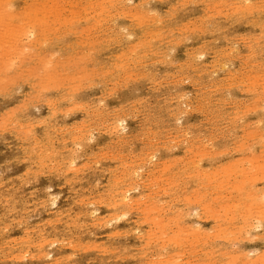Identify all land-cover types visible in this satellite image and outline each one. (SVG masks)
I'll return each instance as SVG.
<instances>
[{"label": "rangeland", "instance_id": "1", "mask_svg": "<svg viewBox=\"0 0 264 264\" xmlns=\"http://www.w3.org/2000/svg\"><path fill=\"white\" fill-rule=\"evenodd\" d=\"M18 1L19 0H15V2L13 1L14 4H16L17 6L12 4L13 6L12 5L11 6L13 8H10V7L7 8V9H10V11L12 10L11 12H12V16L14 18L10 14L11 20L7 21L8 23L6 22L7 23L6 25L4 23L0 22L2 24V26L0 25L1 26L0 32H2V33H0V35H1L0 36L1 37L0 38V40H1L0 46H2V48L0 47L1 48L0 49V67H1L0 68V70H1L0 71V75H1L0 76V87H4V89L0 88V123H1L0 124V134H1L0 135L1 136L0 137V144H1L0 145V194H1V196H0V264H94V263L95 264H151V263L157 264L158 262H159V264H160V262H163L162 264H164V263L166 264L167 260H168L169 264L170 263L175 264V262H176L175 260L178 257L179 258L177 259L178 261L176 262V264L177 263L178 264H185L186 260L188 261V262H186V264H194V263L197 264V262H198V264H211V263L212 264H221V263L222 264H226V263L227 264H231V263H233V264H245V263L248 264V262H247L248 259H250L249 264H250V262H252V263L256 262L254 264H264V260L261 261L262 259H264V253H263L264 252V241H263L264 240V232H263L264 231V212H262V211H264V208H263L264 204L261 203L262 204V207H261L259 200L257 201L258 198H261L260 195H262V193L264 192V174H263L264 173V161H263L264 159H262V156L264 157V152H263L264 143L259 144V146H257L258 144L257 145L255 144L256 142H258L259 139H260L259 143L264 142V140H263L264 134L262 133V132H264V91H263L264 90L263 89V87H264V68H263L264 67V54H263L264 53V26H263L264 25V12H263L264 11V0H261V2H260V0H258V1L257 0H247V2H246V0L245 1L244 0H242V1L241 0H169V1L168 0H127L128 2H125V0H118V2H117V0H114L113 2H112V0H109V1L105 0L106 2H103L104 0L103 1H101V0H90V1L89 0H87V1L86 0H51L52 2L50 0H45V2H44V0H38V1L37 0H20L19 2ZM35 1H36L37 6L40 5L38 7H41L45 3V5H44L45 9H44V7H42V8L45 10V12H46L45 14L46 15L48 14L47 17L44 14V10H42V8H39L38 9L39 11H38L37 9H35V7L33 8V6L30 9L31 11H29V9H27V11H24L26 15L24 14L23 10L25 9L24 8L25 2L27 4H29V3L35 4ZM76 1L77 2L79 1V2L77 3ZM91 1H93V3ZM100 1L103 3L101 4ZM37 2H39V3H37ZM116 2H117V4H116ZM119 2H120V4H118ZM98 3H100V4H98ZM180 3L184 4V5H181ZM236 3H237V5H236ZM19 4H20V6H18ZM52 4H54V6ZM112 4H113V7H112ZM129 4H131V5H129ZM228 4L229 5L231 4L232 6L230 5L231 7H229ZM234 4H235V7L241 5L245 8H248V11L245 8L243 10L242 7H239V10H240L239 11L238 7H236V10L239 11V13H238V11L234 10V8H235V7H233ZM91 5L93 6L94 9L92 8ZM103 5L106 8H103ZM138 5H140V6H138ZM101 6H102V8H101ZM253 6H255V7H253ZM48 7L50 8V10ZM51 7L54 9V11H52V12H50L52 10ZM60 7L63 9V11ZM110 7H112V8H110ZM65 8H67V9H65ZM252 8H253V10H252ZM71 9L73 12H71ZM101 9H104V10L102 11ZM215 9H216V11H215ZM36 10L38 13H36ZM40 10H41V12H40ZM189 10H191V11H189ZM233 10L236 12H234ZM10 11H9V13H10ZM20 11H22L23 14ZM32 11H34V12H32ZM56 11H60V12L56 13ZM78 11H79V13H78ZM154 11H155V13L153 15ZM0 12H2V11H0ZM3 12L5 13L4 10H3ZM16 12H18V13H16ZM26 12H29V13H26ZM30 12H32L33 15H32V13L30 14ZM216 12H217V14H216ZM6 13H8V12H6ZM15 13H16V15H15ZM140 13H142V14H140ZM146 13L148 15H146ZM21 14L24 16H22ZM34 14H35V16H34ZM27 15L30 17L29 18L30 20L28 19ZM139 15L140 16L142 15L145 19L142 16L139 17ZM208 15H210V16H208ZM159 16H160V18H158ZM41 17L44 19V21ZM69 17H71V19ZM100 17H102V18H100ZM38 18L41 19V21H39ZM73 18H75V19H73ZM95 18H96V20H95ZM137 18H139V19H137ZM152 18L154 19V21ZM18 19H19V21H18ZM36 19H38V23L35 21ZM98 19H100V20H98ZM140 19H141V21H140ZM148 19H149V21H147ZM160 19H162V21ZM26 20H28L29 22ZM70 20H71V22H70ZM212 20H213V22H212ZM83 21H84V24H83ZM144 21H145V23H144ZM160 21H161V23H160ZM26 22H28V23H26ZM140 22L142 25L141 24L139 25ZM11 23H12V25H8ZM15 23H16L17 28L14 27L15 25H13ZM59 23H61V24H59ZM17 24H19V25H17ZM41 24H42V26H40ZM49 25H51V27ZM104 25H106V26L104 27ZM5 26L6 27L8 26L10 28L12 26V28L11 29L9 28V30H8V28H6ZM92 26H93V28H91ZM38 27H40L41 29ZM55 27H56V29H55ZM88 27H89V29H88ZM32 28H33V30H32ZM46 28H47V30H46ZM119 28L121 30H119ZM26 29H27V32H25ZM79 29H82V30H79ZM50 30L52 32H50ZM10 31H12L14 33L10 32ZM44 31H45V33H44ZM160 31L162 32V34ZM163 31H164V33H163ZM16 32H18V33L16 34ZM149 32H150V34H149ZM155 32H157V34H155ZM158 32H160V34ZM170 32L171 33L173 32V33L171 34ZM39 33H43V34H39ZM116 33H118V34H116ZM144 34H145V36H144ZM153 34H155V35H153ZM5 35H6V37H5ZM13 35H15V36L13 37ZM25 35H27V36H25ZM34 35H36V39H34L35 38ZM43 35H44V37H43ZM10 36H12V37H10ZM16 36H17L18 40H17ZM3 37H4V39H3ZM100 37H102V38H100ZM162 37H164L165 39ZM171 37H173V38H171ZM56 38L59 40L57 41ZM103 38H105V39H103ZM107 39H109V40H107ZM5 40H6V42H4ZM9 40H10V42H9ZM147 40H149V41H147ZM254 40H256L257 42ZM11 42L12 43L16 42V43H15V45L14 44L12 45ZM27 42L29 43V45ZM38 42H40V43H38ZM44 42H46V43L44 44ZM75 42H77V43L79 42V43L76 45ZM145 42H147V44H145ZM88 43H89V45H88ZM90 43L92 44V46ZM10 44H11V47L9 48ZM20 44H22L23 46H21ZM138 44H140L141 47ZM178 44H180V45H178ZM25 45H26V47H25ZM132 45H133V48H131ZM233 45H235L236 47ZM13 46H15V47H13ZM27 46L29 47L30 51L27 50V48H28ZM96 46H97V48H96ZM109 47H110V49H109ZM6 48H8L9 53H7L5 55L4 52L5 51L8 52ZM20 48H23V51H21ZM201 48H202V50H201ZM89 49H90V51H92L91 53H90ZM97 49L98 50L100 49V50L98 51ZM3 50H4V52H3ZM132 50L133 51L135 50L134 53L131 52ZM82 51H83L84 56L82 54ZM145 51H146V53H145ZM31 52H32V54H31ZM47 52H48V55H47ZM88 53H90V54L88 55ZM34 54H35V56L36 55L37 56L33 57ZM51 54H52V56H51ZM78 54L81 56H79ZM8 55L9 56L11 55L10 58ZM14 55H16V56H14ZM257 55H258V58H257ZM23 56H24V58H23ZM89 56H90V58H89ZM229 56H231V57H229ZM120 57H121V59H120ZM124 57H125V60H124ZM194 57H196V58L194 59ZM21 58H23V59H21ZM148 58L150 61L148 60ZM160 58L161 59L163 58V59L159 60ZM192 58H193V60H192ZM19 59H20V61H19ZM47 59L51 60V61L53 59V62H51V61L49 62V61H47ZM63 59H65L66 61ZM85 59H86V61H85ZM30 60H32V61H30ZM242 60H243V62H242ZM98 61H99V63H98ZM61 62H62V64H61ZM132 62H133V64H132ZM251 62L253 63V65ZM46 63H48V64H46ZM54 63H55V65H54ZM79 63H81L82 65H80ZM152 63L154 64V66ZM224 63H226V64H224ZM32 65H33V67H31ZM17 66H19V67H17ZM34 66H35V68H34ZM41 66H42L43 70L41 68H39ZM52 66H55V68ZM76 66H77V68H76ZM259 66L261 67V69ZM223 67H224V69H223ZM40 69H41V71H40ZM45 69H47V70H45ZM84 69H85V71H84ZM225 69H227V70H225ZM17 70H19V71H17ZM28 70H30V71H28ZM258 70L261 72L259 73ZM1 72L3 74H1ZM10 72H11V74H10ZM33 72H34V75L32 74ZM69 72H70V74H68ZM209 72H210V76H208ZM216 72H220V73H216ZM240 72H242V73H240ZM12 73L14 74V77H13ZM128 73H129V75H127ZM238 73H240V75ZM254 73H256L257 76ZM15 74H16V76H15ZM41 74L44 76H42ZM67 74L69 76L68 78H67ZM77 74H79V76ZM83 74H84V76H83ZM151 74H153V75H151ZM258 74H261V75H258ZM39 75H40V77L41 76L42 77L40 78ZM47 75H49V76H47ZM51 75H53V76H51ZM64 75H66V79H65ZM75 75H76V77H74ZM253 75L255 77H253ZM3 76H4V78H2L3 80H1V77H3ZM8 76H10V77H8ZM54 76L56 77V79ZM82 76H83V78H82ZM24 77H26V78L24 79ZM43 77H46L47 79L45 78V80H44ZM50 77L52 78L53 81L50 79ZM57 77H59V78H57ZM101 77L103 79H102V81H99V80H101ZM200 77H202V78H200ZM12 78H14V80H12ZM254 78H255V80H253ZM170 79H172V80H170ZM46 80H48L50 82H48ZM72 80L75 82H72ZM203 80H205V81H203ZM59 81H60V83H59ZM88 81L89 82L92 81V82H90L88 84ZM41 82H42V84H41ZM175 82H176V84H175ZM253 82L254 83L256 82V83L254 84ZM43 83L46 84L45 85L46 87L44 86ZM53 83H55V84H53ZM139 83L142 85H140ZM211 83L214 86H212ZM241 83L244 86L241 85ZM49 84H50V87H49ZM76 84L77 85L80 84L81 86L79 85V88H78V86ZM68 85H69V87H68ZM261 85H263V87ZM7 86H9V87L7 88ZM16 86H17V88H16ZM76 87H77V89H76ZM155 87H157V88H155ZM40 88H43L42 89L43 91ZM47 88L49 90H45ZM197 88H199V89H197ZM169 89H171V92L169 91ZM176 89H178V90H176ZM161 90H162V92L157 93ZM36 91L38 93L35 95ZM71 91H72V93H71ZM174 91H176V92H174ZM179 91H180V93H179ZM25 92H27V93H25ZM52 92H54V93H52ZM109 92H110V94H109ZM7 94H9V95H7ZM74 95H77V96H75L76 98H74ZM158 95H159V97H158ZM176 95H178V96H176ZM16 97H17V99H16ZM77 97H79V98H77ZM163 97H165V98H163ZM46 99H47V101H46L47 103L44 102ZM207 99H209V100H207ZM42 100H43V102H42ZM155 100H156V102H155ZM128 101H131V102H128ZM164 102H166V103H164ZM179 102H181V103H179ZM75 104L76 105L79 104V105L76 106ZM156 104L158 105V107ZM165 104L167 106H164ZM24 105L27 107H25ZM80 105H81V107H80ZM128 105H130V106H128ZM74 106H75V108H74ZM252 106H254V107L251 108ZM135 107H137V108H135ZM185 107H186V109H185ZM29 108H30V110H29ZM37 108H38V110H37ZM157 108H159V109H157ZM245 108H249V109H247L245 111ZM10 109H11V111H10ZM13 109L18 110V111H15ZM182 109L185 111H183ZM256 110H259V111H256ZM92 111H93V113H92ZM126 111H127V113H126ZM247 111H248V113H247ZM167 112L169 115L167 114ZM200 112L203 114H200ZM16 113H18V114H16ZM53 113H54V115H53ZM104 114L106 115L105 118H103ZM142 114H145V115H142ZM32 115H34V116H32ZM208 115H210V116H208ZM108 116H109V118H108ZM164 116H165V119H164ZM123 117H124V119H123ZM179 117H180V119H179ZM217 117H218V119H216ZM33 118H34V121L32 120ZM90 118H92L93 120ZM57 119H58V121H57ZM115 120H117V121H115ZM215 121L217 124L215 123ZM84 122H85V124H83ZM175 122H177V123H175ZM13 123H15V124L13 125ZM59 123H60V126H59ZM76 123H77V125H76ZM115 123H117V124H115ZM18 124H20V126ZM255 125H258V127L256 128ZM158 126L161 128L159 129ZM25 127L28 129L26 130ZM76 127H78V128H76ZM177 127H179V128H177ZM206 127H208V128H206ZM242 127H243V129H242ZM259 127H260V129H259ZM20 128H21V130H20ZM106 128H107V130H106ZM253 128L254 129L256 128V129L254 130ZM13 129H15V130H13ZM112 129H114V130H112ZM145 130H146V132H145ZM251 130L253 131V135H254L253 137H252V134H250V132L252 133ZM256 130L258 131V133ZM28 131H30L31 133H29ZM61 131H63V132H61ZM179 131H181L182 133L181 132L179 133ZM247 131L248 132L250 131V132L248 133ZM260 131H261V133L259 135ZM71 132H72V134H71ZM89 132H90V134H89ZM165 132L166 133L168 132V133L166 134ZM220 133H222V134H220ZM123 134H125V136ZM157 134H158V136H156ZM56 135H57V137H56ZM68 135H69V137H68ZM115 135H116V137H115ZM201 135L203 137H200ZM247 136L250 138H248ZM259 136L261 138H259ZM135 137H137V138L135 139ZM225 137H227L228 139ZM30 138H31V140H30ZM88 138H89V140H87ZM132 138H134V139H132ZM257 138H258V140H257ZM50 139H51V141H50ZM205 139H206V141H205ZM251 139H253V140H251ZM171 141H172V143H171ZM241 141H244V142H241ZM168 142H170V143H168ZM187 144H189V145H187ZM236 144H239V145H236ZM79 145H81V146H79ZM104 145H105V147H107V146L108 147L105 148ZM230 146H232L233 148L232 147L230 148ZM252 146L255 148H253ZM249 147L250 148L252 147L251 148L252 150L250 149L251 151L248 150L249 152H247V149ZM38 148L39 149L41 148V149L39 150ZM83 148H84V150H83ZM242 148H244V150H241ZM47 150H48V152H47ZM153 150H155V151H153ZM198 150H199V152H198ZM253 150L254 151L256 150L255 154H253L254 153ZM244 152H247V153L244 154ZM259 152H261L260 153L261 158L257 159V155L259 154ZM136 153L138 155H136ZM251 153L255 156L253 157V155H252V157H251ZM261 154H263V155L261 156ZM153 155H154V157H153ZM126 156H127V158H126ZM136 156H138V157H136ZM198 156L200 157V161H199ZM241 157H243L242 159L245 160L244 161L245 164L242 161ZM244 157L245 158L247 157V158L245 159ZM258 157H259V155H258ZM87 158H89V159H87ZM119 158H121V159H119ZM179 158H181V160ZM111 159L114 161H112ZM232 160H233V162H232ZM70 161H72L73 164ZM163 161H164V164H163ZM240 161H242L243 164H241ZM197 162H198V164L196 165ZM259 162H261L260 163L261 165L258 164ZM171 163H172V165H171ZM233 163H236L237 166L235 164L233 165ZM254 163H256V164H254ZM91 164H92V166H91ZM230 164L232 167H230ZM138 165H140V166H138ZM225 165H227L229 168ZM251 165H252V168H251ZM146 166L148 167L147 169H146ZM261 166L263 167V169ZM87 167H89V168H87ZM181 167L183 169L184 168L185 169L183 170ZM231 168H232V170H231ZM249 168H251V169H249ZM72 169H74V170H72ZM208 169H209L210 173L208 172ZM220 169H221V171H220ZM224 169H226L228 172L226 170L224 171ZM244 169H246V170H244ZM96 170H98V171H96ZM197 171H198V173H197ZM201 171L204 172V174ZM215 171H217L220 174H218ZM222 171L225 172V175ZM246 171H247V174H245ZM254 171H256L255 174H254ZM181 172H183V173H181ZM211 172H212V174H211ZM213 172H214V176H213ZM232 172H234V173H232ZM258 172L262 173V175L259 174ZM102 173H103V175H102ZM166 173H168V174H166ZM189 173L190 174L192 173V174L190 175ZM60 174H61V176H60ZM171 174H173V175L171 176ZM215 174H217V175H215ZM33 175H34V177H33ZM168 175H170L171 177ZM165 176H166V178H165ZM254 176L256 177L257 181L255 180ZM83 177H86V178L83 179ZM113 177L115 180L112 179ZM135 177L137 178V180ZM257 177L259 180L257 179ZM160 178H161V180H160ZM221 179H223V180H221ZM260 179L262 182L260 181ZM233 180H234V182H233ZM241 180H243V181L241 182ZM91 181H92V183H91ZM151 181H153V183ZM221 181H223V182L221 183ZM252 181H253V183H252ZM116 182H117V184H115ZM236 182H238V183H236ZM206 183H208V184H206ZM223 183H227V184H223ZM234 183L237 185H239V183H240L241 186L236 187L237 185L234 186ZM243 183H246V184H243ZM26 184H27V186H26ZM29 184H33V185H29ZM67 184H70V185H67ZM230 184H231V186H229ZM119 185H120V187H119ZM242 185L244 187H242ZM71 186H74V187H71ZM164 186H165V189H164ZM145 187H147V188H145ZM153 187H154V189H153ZM240 187L242 188V190H240L241 189ZM222 188H224V189H222ZM237 188H238V190H237ZM243 188H244V191H243ZM108 189H109V191H108ZM163 189H164V192H163ZM14 190H16V191L14 192ZM128 190H130V191H128ZM219 190H220V192H219ZM248 190L252 191L251 195L253 196V198H252V196L250 198L251 192L250 191L248 192ZM90 191L91 192L93 191V193H91ZM121 191H122V193H121ZM237 191H239V193ZM102 192H103V194H102ZM236 192L238 193V195L240 194V196L236 195L237 194ZM247 192H248V194H247ZM106 193L108 195H105ZM123 193L125 195L127 193L128 194L125 196ZM217 193H218V196H217ZM242 193H243L245 198L243 197V195H241ZM170 195H171V197H170ZM223 195H226L227 197L223 196ZM246 195H247V197H246ZM254 195H255V197H254ZM91 196H93V197H91ZM129 196H131V197H129ZM196 196H197V198H196ZM201 196L204 198H202ZM256 196H258V198ZM57 197H58V199H57ZM139 197L141 198L140 200H139ZM230 197H231V199H230ZM262 197L264 198V193H263ZM123 198H125V200H122ZM198 198H200V199H198ZM206 198H207V200H206ZM228 198H229V200H228ZM232 198H235V199H232ZM247 198L251 199V201ZM255 198H256L257 203L254 202ZM95 199H97V200H95ZM134 199L136 200V202H133V201H135ZM227 200L231 203L232 206L230 205V203ZM237 200H239L240 202ZM97 201H99V202H97ZM191 201H194V202H191ZM210 201H211V203H210ZM113 202L115 205L113 204ZM234 203H235V205H234ZM245 203H247L248 205ZM250 203H252V206H250L251 205ZM192 204H194V205H192ZM212 204H213V206H212ZM255 204H256V206L254 207ZM259 204H260V206H259ZM110 205H112L113 208ZM246 205L248 207H246ZM7 206H9V207H7ZM69 206L71 208H69ZM148 207H149V209H148ZM168 207H169V209H166ZM205 207H208L209 209L208 208L205 209ZM245 207L248 209H246ZM249 207H250V209H249ZM253 207L254 208L257 207V208L254 209ZM151 208H154V209L152 210ZM260 208L261 209L263 208V209L261 210ZM178 209H179V212H178ZM240 209L242 212L240 211ZM258 209H260V210L258 211ZM125 210H127V211H125ZM212 210L215 213H213ZM224 210L225 211L227 210V212H225ZM64 211H66V212H64ZM151 213H153V214H151ZM231 213H232V215H231ZM255 213H258L259 216ZM86 214H89V215H86ZM90 214H92V215H90ZM187 214H189V215L187 216ZM219 214H221V216H219ZM247 214H251V215L249 216ZM99 215H100V217H99ZM116 215H117V217H116ZM213 215H216V216H213ZM260 215L262 217H260ZM127 216H128V218H127ZM171 216H172V218H171ZM217 216H219L220 218H218ZM232 216H233V218H232ZM159 217L161 218V220ZM182 217H185V218H182ZM216 217H217V219H216ZM245 217H247V218H245ZM144 218H146L147 220H145ZM151 218H153V219H151ZM148 219H151V220H148ZM245 219H247V220L250 219V220H248L250 222V224ZM16 220H17V222H16ZM100 220H101V222H100ZM154 221H156V222H154ZM67 222H70V223H67ZM183 222H184V224H182ZM244 222H245V224H244ZM258 223H260V224H258ZM158 224H159V226H157ZM169 224L171 227L169 226ZM192 224L194 225V227L192 226ZM227 225H229V226H227ZM179 226H180V228L181 227L182 228L179 229ZM245 226H247V227H245ZM220 227H223V228H220ZM138 228L140 229L139 231L137 230ZM157 228L160 230L161 233L159 232V230ZM186 228L190 231L189 233H188V230H186ZM191 228H195V229L192 230ZM242 228H243V230H242ZM183 229H185V230L183 231ZM199 229H201V230L203 229L204 232L206 231V233H204L203 230L200 231ZM149 230H151V231H149ZM153 230H155V231H153ZM230 230L233 232H231ZM179 231L180 232L182 231V232L180 233ZM195 231H196V233H195ZM228 231H229V233H228ZM28 232H30V233H28ZM219 232H220V234H219ZM245 232H247V233H245ZM24 233L25 234L27 233V235H25ZM149 233H151V234H149ZM231 233H233V234L231 235ZM170 234H172V235H170ZM195 234H196V239H195ZM210 234H213V235H210ZM216 234H218V235H216ZM118 235H121V236H118ZM179 235H180V237H179L180 239L178 238ZM186 235L188 237H186ZM257 235H258V237L256 239ZM60 236L63 238H61ZM170 236L171 237L173 236L172 238H175V240H173ZM176 236H177V238H176ZM200 236H202V237H200ZM225 236H226V238H225ZM238 236L241 238H239ZM18 237H19V239H18ZM134 237H135V239H134ZM13 238H15V239L13 240ZM70 239H72V240H70ZM243 239L244 240L246 239V240L243 241ZM247 239H248V241H247ZM251 240H253V242ZM68 242H70V243L67 244ZM180 242H182V243H180ZM243 242H244V245H243ZM39 243H42V244H39ZM77 244L80 246H77ZM39 245H40V247H39ZM82 246H83V248H82ZM125 247L129 252L124 249ZM193 247H196V248H193ZM75 249H77V250H75ZM195 249H198V250L195 251ZM202 249H204V250H202ZM238 249H241V250H238ZM34 250H37V251H34ZM144 250H145V252H144ZM213 250H214V252H213ZM137 251H138V253H137ZM197 251H198V253H196ZM117 252L119 255L117 254ZM181 252L184 254H182ZM205 252L207 253V255L205 254ZM244 252H245V255H244ZM39 253H42V254L38 255ZM174 253H176V254H174ZM178 253H179V255H177ZM240 253H241V255H240ZM246 253H248V254H246ZM106 254H110V255H106ZM225 254H227L228 256ZM68 255H69V257H67ZM121 255H123V256H121ZM162 255L163 256L165 255L166 257L165 256L163 257ZM196 255H198V256H196ZM256 255L258 258H255ZM260 255H262V256H260ZM65 256H66V258H65ZM134 256H135V259H134ZM158 256H160V257H158ZM172 256L174 258H172ZM183 256H185V257L183 258ZM195 256H196V258H195ZM246 256L247 257L250 256V257H248V259H247ZM130 257H132V258H130ZM242 257H244V258H242ZM259 257L260 258L263 257V258L260 259ZM153 258H154V260H153ZM169 258H171V259H169ZM199 258H201V259H199ZM63 259H64V261H63ZM230 259H231V261H230ZM258 259H259V261H258ZM138 260H139V262H138ZM208 260H210L211 262ZM55 261L58 263H56ZM172 262H174V263H172ZM241 262H243V263H241Z\"/></svg>", "mask_w": 264, "mask_h": 264}, {"label": "bare ground", "instance_id": "2", "mask_svg": "<svg viewBox=\"0 0 264 264\" xmlns=\"http://www.w3.org/2000/svg\"><path fill=\"white\" fill-rule=\"evenodd\" d=\"M13 1L15 2V0H0V11H2V12H0V22H1V23H4L5 25L8 23L7 21L11 20V19H10V14H11V16H12V12H11L12 10L10 11V9H7V8H9V7H10V8H13V7H12V6H13L12 4H14ZM19 1H20V0H19ZM19 1H18V2H19ZM37 1H38V0H37ZM50 1H51V0H50ZM86 1H87V0H86ZM89 1H90V0H89ZM101 1H103V0H101ZM101 1H100V2H101ZM107 1H109V0H107ZM113 1H114V0H112V2H113ZM168 1H169V0H168ZM241 1H242V0H241ZM244 1H245V0H244ZM257 1H258V0H257ZM12 2H13V3H12ZM44 2H45V0H44ZM51 2H52V1H51ZM67 2H68V1H67ZM76 2H77V1H76ZM78 2H79V1H78ZM78 2H77V3H78ZM91 2L93 3V1H91ZM103 2H106V1L104 0ZM103 2H101V4H102ZM117 2H118V0H117ZM117 2H116V4H117ZM125 2H128V1L125 0ZM130 2H131V1H130ZM229 2H230V1H229ZM234 2H235V1H234ZM246 2H247V0H246ZM260 2H261V0H260ZM37 3H39V2H37ZM47 3H48V2H47ZM55 3H56V2H55ZM55 3H54V4H55ZM77 3H76V4H77ZM110 3H111V2H110ZM238 3H239V2H238ZM22 4H23V3H22ZM41 4H42V3H41ZM54 4H52V5L54 6ZM56 4H57V3H56ZM96 4H97V3H96ZM98 4H100V3H98ZM118 4H120V2H119ZM141 4H142V3H141ZM180 4H181V3H180ZM251 4H252V3H251ZM11 5H12V6H11ZM14 5H16V4H14ZM24 5H25V7H24V6H23V7H24L26 10L23 8V9H24V10L22 9L23 12H24V11H27V9H29V11H31L30 9H31L32 6H33V8L35 7V9L38 10L39 8L44 7L45 3H44V5H42L41 7H38V6H40V5H38V6L36 5V1H35V4H34V3H29V4H27V3L25 2ZM72 5H73V4H72ZM80 5H81V4H80ZM92 5H93V4H92ZM92 5H91V6H92ZM110 5H111V4H110ZM129 5H131V4H129ZM148 5H149V4H148ZM181 5H184V4H181ZM217 5H218V4H217ZM228 5H229V4H228ZM230 5H231V4H230ZM230 5H229V7L232 6V5H231V6H230ZM236 5H237V3H236ZM238 5H239V4H238ZM249 5H250V4H249ZM16 6H17V5H16ZM18 6H20V4H19ZM75 6H76V5H75ZM115 6H116V5H115ZM138 6H140V5H138ZM89 7H90V6H89ZM99 7H100V6H99ZM107 7H108V6H107ZM112 7H113V4H112ZM112 7H110V8H112ZM233 7H235V4L233 5ZM236 7H238V10H239V7H242L243 10H244V8H245V7L241 6V5H240V6H236ZM236 7L234 8V10H236ZM249 7H250V6H249ZM253 7H255V6H253ZM256 7H257V6H256ZM33 8H32V9H33ZM48 8H49V7H48ZM51 8H52V7H51ZM56 8H57V7H56ZM56 8H55V9H56ZM60 8H61V7H60ZM92 8H93V6H92ZM101 8H102V6H101ZM103 8H106V7H104V5H103ZM220 8H221V7H220ZM220 8H219V9H220ZM260 8H261V7H260ZM6 9H7L8 11H7ZM18 9H19V8H18ZM44 9H45V7H44ZM44 9L42 8V10H44ZM61 9H62V8H61ZM65 9H67V8H65ZM83 9H84V8H83ZM93 9H94V8H93ZM121 9H122V8H121ZM245 9H247V11H248V8H245ZM3 10L5 11V13L3 12ZM37 10H36V13H38ZM49 10H50V8H49ZM101 10L103 11L104 9H101ZM105 10H106V9H105ZM150 10H151V9H150ZM208 10H209V9H208ZM221 10H222V9H221ZM234 10H233V11H234ZM238 10H236V11H238ZM243 10H242V11H243ZM252 10H253V8H252ZM261 10H262V9H261ZM9 11H10V13H9ZM34 11H35V10H34ZM34 11H32V12H34ZM38 11H39V10H38ZM52 11H54L53 8H52V10H51L50 12H52ZM62 11H63V9H62ZM79 11H80V10H79ZM79 11H78V13H79ZM83 11H84V10H83ZM88 11H89V10H88ZM143 11H144V10H143ZM173 11H174V10H173ZM189 11H191V10H189ZM215 11H216V9H215ZM225 11H226V10H225ZM236 11H234V12H236ZM239 11H240V10H239ZM239 11H238V13H239ZM6 12H8V13H6ZM20 12L22 13V11H20ZM32 12H30V14H31ZM40 12H41V10H40ZM57 12L59 13L60 11H56V13H57ZM71 12H73L72 9H71ZM141 12H142V11H141ZM263 12H264V11H263ZM16 13H18V12H16ZM16 13H15V15H16ZM26 13H29V12H26ZM45 13H46V12H45V10H44V14H45ZM74 13H75V12H74ZM130 13H131V12H130ZM149 13H150V12H149ZM151 13H152V12H151ZM154 13H155V11L153 12V15H154ZM156 13H157V12H156ZM168 13H169V12H168ZM188 13H189V12H188ZM224 13H225V12H224ZM243 13H244V12H243ZM246 13H247V12H246ZM249 13H250V12H249ZM251 13H252V12H251ZM13 14H14V13H13ZM22 14H23V13H22ZM22 14H21V15H22ZM24 14H25V12H24ZM54 14H55V13H54ZM67 14H68V13H67ZM92 14H93V13H92ZM97 14H98V13H97ZM100 14H101V13H100ZM103 14H104V13H103ZM107 14H108V13H107ZM124 14H125V13H124ZM140 14H142V13H140ZM211 14H212V13H211ZM216 14H217V12H216ZM233 14H234V13H233ZM235 14H236V13H235ZM25 15H26V14H25ZM32 15H33V13H32ZM45 15H46V14H45ZM50 15H51V14H50ZM57 15H58V14H57ZM84 15H85V14H84ZM104 15H105V14H104ZM137 15H138V14H137ZM146 15H148V14L146 13ZM150 15H151V14H150ZM170 15H171V14H170ZM212 15H213V14H212ZM222 15H223V14H222ZM231 15H232V14H231ZM22 16H24V15H22ZM34 16H35V14H34ZM43 16H44V15H43ZM43 16H42V17H43ZM47 16H48V14L46 15V17H47ZM54 16H55V15H54ZM72 16H73V15H72ZM131 16H132V15H131ZM135 16H136V15H135ZM141 16H142V15H141ZM141 16L139 15V17H141ZM157 16H158V15H157ZM166 16H167V15H166ZM174 16H175V15H174ZM208 16H210V15H208ZM12 17H13V16H12ZM27 17H28V19L30 18L28 15H27ZM42 17H41V18H42ZM49 17H50V16H49ZM55 17H56V16H55ZM88 17H89V16H88ZM118 17H119V16H118ZM128 17H129V16H128ZM133 17H134V16H133ZM142 17H143V16H142ZM206 17H207V16H206ZM215 17H216V16H215ZM219 17H220V16H219ZM236 17H237V16H236ZM13 18H14V17H13ZM31 18H32V17H31ZM61 18H62V17H61ZM69 18L71 19V17H69ZM100 18H102V17H100ZM114 18H115V17H114ZM143 18H144V17H143ZM147 18H148V17H147ZM158 18H160V16H159ZM32 19H33V18H32ZM34 19H35V18H34ZM38 19H39V18H38ZM38 19L35 20L37 23H38ZM42 19H43V18H42ZM67 19H68V18H67ZM73 19H75V18H73ZM137 19H139V18H137ZM144 19H145V18H144ZM149 19H150V18H149ZM149 19H148L147 21H149ZM152 19H153V18H152ZM164 19H165V18H164ZM200 19H201V18H200ZM206 19H207V18H206ZM22 20H23V19H22ZM29 20H30V19H29ZM68 20H69V19H68ZM68 20H67V21H68ZM87 20H88V19H87ZM95 20H96V18H95ZM98 20H100V19H98ZM106 20H107V19H106ZM112 20H113V19H112ZM130 20H131V19H130ZM160 20L162 21V19H160ZM195 20H196V19H195ZM197 20H198V19H197ZM210 20H211V19H210ZM18 21H19V19H18ZM24 21H25V20H24ZM26 21H28V20H26ZM39 21H41V19H39ZM43 21H44V19H43ZM47 21H48V20H47ZM54 21H55V20H54ZM63 21H64V20H63ZM140 21H141V19H140ZM147 21H146V22H147ZM153 21H154V19H153ZM161 21H160V23H161ZM206 21H207V20H206ZM206 21H205V22H206ZM6 22H7V23H6ZM28 22H29V21H28ZM28 22H26V23H28ZM30 22H31V21H30ZM45 22H46V21H45ZM70 22H71V20H70ZM70 22H69V23H70ZM93 22H94V21H93ZM93 22H92V23H93ZM212 22H213V20H212ZM1 23H0V25L2 26ZM9 23H10V22H9ZM31 23H32V22H31ZM39 23H40V22H39ZM66 23H67V22H66ZM66 23H65V24H66ZM86 23H87V22H86ZM99 23H100V22H99ZM107 23H108V22H107ZM115 23H116V22H115ZM144 23H145V21H144ZM148 23H149V22H148ZM153 23H154V22H153ZM157 23H158V22H157ZM160 23H159V24H160ZM189 23H190V22H189ZM209 23H210V22H209ZM244 23H245V22H244ZM4 24H3V25H4ZM34 24H35V23H34ZM45 24H46V23H45ZM47 24H48V23H47ZM53 24H54V23H53ZM59 24H61V23H59ZM83 24H84V21H83ZM95 24H96V23H95ZM105 24H106V23H105ZM111 24H112V23H111ZM140 24H141V22L139 23V25H140ZM185 24H186V23H185ZM8 25H12V23H11V24H8ZM13 25H15L14 27L17 28L16 23L13 24ZM17 25H19V24H17ZM21 25H22V24H21ZM31 25H32V24H31ZM69 25H70V24H69ZM92 25H93V24H92ZM112 25H113V24H112ZM112 25H111V26H112ZM141 25H142V24H141ZM160 25H161V24H160ZM195 25H196V24H195ZM1 26H0V27H1ZM24 26H25V25H24ZM40 26H42V24H41ZM44 26H45V25H44ZM47 26H48V25H47ZM49 26L51 27V25H49ZM65 26H66V25H65ZM75 26H76V25H75ZM87 26H88V25H87ZM105 26H106V25H104V27H105ZM151 26H152V25H151ZM154 26H155V25H154ZM174 26H175V25H174ZM201 26H202V25H201ZM263 26H264V25H263ZM5 27H6V26H5ZM18 27H19V26H18ZM21 27H22V26H21ZM27 27H28V26H27ZM27 27H26V28H27ZM45 27H46V26H45ZM58 27H59V26H58ZM69 27H70V26H69ZM99 27H100V26H99ZM205 27H206V26H205ZM6 28H8V30H9L10 27L7 26ZM11 28H12V26H11ZM11 28H10V29H11ZM33 28H34V27H33ZM33 28H32V30H33ZM35 28H36V27H35ZM38 28H40V27H38ZM75 28H76V27H75ZM91 28H93V26H92ZM94 28H95V27H94ZM111 28H112V27H111ZM129 28H130V27H129ZM179 28H180V27H179ZM189 28H190V27H189ZM18 29H19V28H18ZM18 29H17V30H18ZM40 29H41V28H40ZM49 29H50V28H49ZM55 29H56V27H55ZM55 29H54V30H55ZM82 29H83V28H82ZM82 29H79V30H82ZM88 29H89V27H88ZM114 29H115V28H114ZM123 29H124V28H123ZM167 29H168V28H167ZM201 29H202V28H201ZM204 29H205V28H204ZM15 30H16V29H15ZM34 30H35V29H34ZM44 30H45V29H44ZM46 30H47V28H46ZM86 30H87V29H86ZM86 30H85V31H86ZM103 30H104V29H103ZM119 30H121V29L119 28ZM125 30H126V29H125ZM169 30H170V29H169ZM180 30H181V29H180ZM191 30H192V29H191ZM193 30H194V29H193ZM196 30H197V29H196ZM198 30H199V29H198ZM227 30H228V29H227ZM22 31H23V30H22ZM83 31H84V30H83ZM83 31H82V32H83ZM88 31H89V30H88ZM110 31H111V30H110ZM183 31H184V30H183ZM232 31H233V30H232ZM10 32H12V31H10ZM20 32H21V31H20ZM25 32H27V29H26ZM32 32H33V31H32ZM35 32H36V31H35ZM50 32H52V31L50 30ZM74 32H75V31H74ZM80 32H81V31H80ZM107 32H108V31H107ZM121 32H122V31H121ZM160 32H161V31H160ZM160 32H158V33L160 34ZM0 33H2V32H0ZM3 33H4V32H3ZM12 33H14V32H12ZM17 33H18V32H16V34H17ZM22 33H23V32H22ZM44 33H45V31H44ZM89 33H90V32H89ZM113 33H114V32H113ZM151 33H152V32H151ZM163 33H164V31H163ZM165 33H166V32H165ZM167 33H168V32H167ZM170 33H171V32H170ZM172 33H173V32H172ZM172 33H171V34H172ZM217 33H218V32H217ZM255 33H256V32H255ZM20 34H21V33H20ZM24 34H25V33H24ZM24 34H23V35H24ZM28 34H29V33H28ZM28 34H27V35H28ZM39 34H43V33H39ZM79 34H80V33H79ZM82 34H83V33H82ZM116 34H118V33H116ZM149 34H150V32H149ZM155 34H157V32H155ZM155 34H153V35H155ZM161 34H162V32H161ZM27 35H25V36H27ZM36 35H37V34H36ZM36 35H34V36H35L34 39H36ZM44 35H45V34H44ZM44 35H43V37H44ZM70 35H71V34H70ZM75 35H76V34H75ZM108 35H109V34H108ZM151 35H152V34H151ZM165 35H166V34H165ZM169 35H170V34H169ZM220 35H221V34H220ZM226 35H227V34H226ZM0 36H1V35H0ZM14 36H15V35H13V37H14ZM18 36H19V35H18ZM57 36H58V35H57ZM126 36H127V35H126ZM144 36H145V34H144ZM171 36H172V35H171ZM190 36H191V35H190ZM205 36H206V35H205ZM205 36H204V37H205ZM215 36H216V35H215ZM224 36H225V35H224ZM235 36H236V35H235ZM246 36H247V35H246ZM248 36H249V35H248ZM262 36H263V35H262ZM5 37H6V35H5ZM10 37H12V36H10ZM21 37H22V36H21ZM123 37H124V36H123ZM132 37H133V36H132ZM152 37H153V36H152ZM156 37H157V36H156ZM185 37H186V36H185ZM254 37H255V36H254ZM259 37H260V36H259ZM0 38H1V37H0ZM16 38H17V36H16ZM22 38H23V37H22ZM31 38H32V37H31ZM40 38H41V37H40ZM58 38H59V37H58ZM100 38H102V37H100ZM127 38H128V37H127ZM135 38H136V37H135ZM162 38H164V37H162ZM171 38H173V37H171ZM171 38H170V39H171ZM174 38H175V37H174ZM188 38H189V37H188ZM190 38H191V37H190ZM202 38H203V37H202ZM228 38H229V37H228ZM261 38H262V37H261ZM3 39H4V37H3ZM11 39H12V38H11ZM11 39H10V40H11ZM28 39H29V38H28ZM37 39H38V38H37ZM56 39H57V38H56ZM84 39H85V38H84ZM103 39H105V38H103ZM129 39H130V38H129ZM154 39H155V38H154ZM154 39H153V40H154ZM164 39H165V38H164ZM175 39H176V38H175ZM175 39H174V40H175ZM217 39H218V38H217ZM220 39H221V38H220ZM6 40H7V39H6ZM6 40H5L4 42H6ZM10 40H9V42H10ZM14 40H15V39H14ZM17 40H18V38H17ZM48 40H49V39H48ZM48 40H47V41H48ZM58 40H59V39H57V41H58ZM65 40H66V39H65ZM107 40H109V39H107ZM155 40H156V39H155ZM161 40H162V39H161ZM168 40H169V39H168ZM261 40H262V39H261ZM7 41H8V40H7ZM24 41H25V40H24ZM28 41H29V40H28ZM38 41H39V40H38ZM147 41H149V40H147ZM175 41H176V40H175ZM217 41H218V40H217ZM254 41H256V40H254ZM13 42H14V41H13ZM32 42H33V41H32ZM40 42H41V41H40ZM40 42H38V43H40ZM66 42H67V41H66ZM141 42H142V41H141ZM150 42H151V41H150ZM166 42H167V41H166ZM214 42H215V41H214ZM238 42H239V41H238ZM240 42H241V41H240ZM256 42H257V41H256ZM0 43H1V40H0ZM2 43H3V42H2ZM11 43H12V42H11ZM15 43H16V42H15ZM15 43H12V45H13V44L15 45ZM27 43H28V42H27ZM38 43H37V44H38ZM45 43H46V42H44V44H45ZM78 43H79V42H78ZM78 43L75 42L76 45H77ZM112 43H113V42H112ZM115 43H116V42H115ZM143 43H144V42H143ZM170 43H171V42H170ZM209 43H210V42H209ZM233 43H234V42H233ZM252 43H253V42H252ZM66 44H67V43H66ZM75 44H74V45H75ZM84 44H85V43H84ZM90 44H91V43H90ZM100 44H101V43H100ZM145 44H147V42H145ZM145 44H144V45H145ZM149 44H150V43H149ZM159 44H160V43H159ZM175 44H176V43H175ZM231 44H232V43H231ZM234 44H235V43H234ZM254 44H255V43H254ZM7 45H8V44H7ZM20 45L23 46L22 44H20ZM28 45H29V43H28ZM46 45H47V44H46ZM67 45H68V44H67ZM81 45H82V44H81ZM88 45H89V43H88ZM97 45H98V44H97ZM130 45H131V44H130ZM138 45L140 46V44H138ZM178 45H180V44H178ZM214 45H215V44H214ZM41 46H42V45H41ZM91 46H92V44H91ZM99 46H100V45H99ZM99 46H98V47H99ZM102 46H103V45H102ZM146 46H147V45H146ZM167 46H168V45H167ZM233 46H235V45H233ZM237 46H238V45H237ZM259 46H260V45H259ZM0 47L2 48V46H0ZM5 47H6V46H5ZM10 47H11V44H10L9 48H10ZM13 47H15V46H13ZM25 47H26V45H25ZM27 47H28V46H27ZM42 47H43V46H42ZM65 47H66V46H65ZM80 47H81V46H80ZM112 47H113V46H112ZM140 47H141V46H140ZM235 47H236V46H235ZM238 47H239V46H238ZM260 47H261V46H260ZM1 48H0V49H1ZM23 48H24V47H23ZM23 48H20L21 51H23ZM34 48H35V47H34ZM75 48H76V47H75ZM87 48H88V47H87ZM96 48H97V46H96ZM100 48H101V47H100ZM131 48H133V45H132ZM146 48H147V47H146ZM158 48H159V47H158ZM257 48H258V47H257ZM6 49H7V51H8V48H6ZM15 49H16V48H15ZM41 49H42V48H41ZM64 49H65V48H64ZM67 49H68V48H67ZM92 49H93V48H92ZM102 49H103V48H102ZM102 49H101V50H102ZM105 49H106V48H105ZM109 49H110V47H109ZM159 49H160V48H159ZM190 49H191V48H190ZM12 50H13V49H12ZM27 50H29V47L27 48ZM33 50H34V49H33ZM33 50H32V51H33ZM97 50H98V49H97ZM99 50H100V49H99ZM99 50H98V51H99ZM201 50H202V48H201ZM231 50H232V49H231ZM234 50H235V49H234ZM259 50H260V49H259ZM13 51H14V50H13ZM13 51H12V52H13ZM29 51H30V50H29ZM69 51H70V50H69ZM85 51H86V50H85ZM89 51H90V49H89ZM129 51H130V50H129ZM134 51H135V50H134ZM134 51L132 50L131 52L134 53ZM142 51H143V50H142ZM256 51H257V50H256ZM3 52H4V50H3ZM17 52H18V51H17ZM26 52H27V51H26ZM77 52H78V51H77ZM79 52H80V51H79ZM91 52H92V51H90V53H91ZM100 52H101V51H100ZM131 52H130V53H131ZM137 52H138V51H137ZM159 52H160V51H159ZM187 52H188V51H187ZM195 52H196V51H195ZM203 52H204V51H203ZM224 52H225V51H224ZM231 52H232V51H231ZM237 52H238V51H237ZM258 52H259V51H258ZM261 52H262V51H261ZM7 53H9V51H8V52H6V51L4 52L5 55H6ZM19 53H20V52H19ZM41 53H42V52H41ZM90 53H88V55H89ZM145 53H146V51H145ZM153 53H154V52H153ZM259 53H260V52H259ZM13 54H14V53H13ZM23 54H24V53H23ZM28 54H29V53H28ZM31 54H32V52H31ZM82 54H83V51H82ZM154 54H155V53H154ZM203 54H204V53H203ZM232 54H233V53H232ZM263 54H264V53H263ZM47 55H48V52H47ZM57 55H58V54H57ZM78 55H79V54H78ZM88 55H87V56H88ZM121 55H122V54H121ZM130 55H131V54H130ZM157 55H158V54H157ZM210 55H211V54H210ZM226 55H227V54H226ZM243 55H244V54H243ZM259 55H260V54H259ZM8 56H9V55H8ZM10 56H11V55H10ZM10 56H9V58H10ZM14 56H16V55H14ZM14 56H13V57H14ZM24 56H25V55H24ZM24 56H23V58H24ZM34 56H35V54L33 55V57H34ZM36 56H37V55H36ZM36 56H35V57H36ZM49 56H50V55H49ZM51 56H52V54H51ZM55 56H56V55H55ZM70 56H71V55H70ZM79 56H81V55H79ZM83 56H84V54H83ZM90 56H91V55H90ZM90 56H89V58H90ZM146 56H147V55H146ZM192 56H193V55H192ZM19 57H20V56H19ZM46 57H47V56H46ZM53 57H54V56H53ZM53 57H52V58H53ZM58 57H59V56H58ZM66 57H67V56H66ZM76 57H77V56H76ZM131 57H132V56H131ZM168 57H169V56H168ZM173 57H174V56H173ZM229 57H231V56H229ZM233 57H234V56H233ZM17 58H18V57H17ZM23 58H21V59H23ZM38 58H39V57H38ZM41 58H42V57H41ZM44 58H45V57H44ZM69 58H70V57H69ZM86 58H87V57H86ZM94 58H95V57H94ZM117 58H118V57H117ZM128 58H129V57H128ZM136 58H137V57H136ZM149 58H150V57H149ZM149 58H148V60H149ZM163 58H164V57H163ZM163 58H162V59H163ZM185 58H186V57H185ZM195 58H196V57H194V59H195ZM257 58H258V55H257ZM260 58H261V57H260ZM57 59H58V58H57ZM81 59H82V58H81ZM112 59H113V58H112ZM120 59H121V57H120ZM137 59H138V58H137ZM162 59L160 58L159 60H162ZM203 59H204V58H203ZM217 59H218V58H217ZM15 60H16V59H15ZM26 60H27V59H26ZM28 60H29V59H28ZM63 60H65V59H63ZM69 60H70V59H69ZM73 60H74V59H73ZM82 60H83V59H82ZM124 60H125V57H124ZM148 60H147V61H148ZM153 60H154V59H153ZM192 60H193V58H192ZM233 60H234V59H233ZM19 61H20V59H19ZM30 61H32V60H30ZM40 61H41V60H40ZM44 61H45V60H44ZM47 61L50 62L51 60H48V59H47ZM60 61H61V60H60ZM65 61H66V60H65ZM74 61H75V60H74ZM74 61H73V62H74ZM77 61H78V60H77ZM83 61H84V60H83ZM85 61H86V59H85ZM89 61H90V60H89ZM107 61H108V60H107ZM118 61H119V60H118ZM149 61H150V60H149ZM176 61H177V60H176ZM222 61H223V60H222ZM51 62H53V59H52ZM80 62H81V61H80ZM91 62H92V61H91ZM139 62H140V61H139ZM145 62H146V61H145ZM151 62H152V61H151ZM192 62H193V61H192ZM242 62H243V60H242ZM44 63H45V62H44ZM56 63H57V62H56ZM71 63H72V62H71ZM75 63H76V62H75ZM98 63H99V61H98ZM106 63H107V62H106ZM147 63H148V62H147ZM158 63H159V62H158ZM190 63H191V62H190ZM251 63H252V62H251ZM2 64H3V63H2ZM2 64H1V65H2ZM21 64H22V63H21ZM41 64H42V63H41ZM46 64H48V63H46ZM61 64H62V62H61ZM63 64H64V63H63ZM76 64H77V63H76ZM79 64L82 65L81 63H79ZM85 64H86V63H85ZM90 64H91V63H90ZM102 64H103V63H102ZM126 64H127V63H126ZM132 64H133V62H132ZM145 64H146V63H145ZM152 64H153V63H152ZM161 64H162V63H161ZM192 64H193V63H192ZM194 64H195V63H194ZM217 64H218V63H217ZM220 64H221V63H220ZM224 64H226V63H224ZM51 65H52V64H51ZM54 65H55V63H54ZM71 65H72V64H71ZM104 65H105V64H104ZM228 65H229V64H228ZM252 65H253V63H252ZM256 65H257V64H256ZM260 65H261V64H260ZM38 66H39V65H38ZM49 66H50V65H49ZM69 66H70V65H69ZM83 66H84V65H83ZM110 66H111V65H110ZM135 66H136V65H135ZM153 66H154V64H153ZM220 66H221V65H220ZM233 66H234V65H233ZM248 66H249V65H248ZM257 66H258V65H257ZM17 67H19V66H17ZM31 67H33V65H32ZM52 67L55 68V66H52ZM101 67H102V66H101ZM104 67H105V66H104ZM120 67H121V66H120ZM125 67H126V66H125ZM125 67H124V68H125ZM140 67H141V66H140ZM228 67H229V66H228ZM259 67H260V66H259ZM0 68H1V67H0ZM25 68H26V67H25ZM27 68H28V67H27ZM29 68H30V67H29ZM34 68H35V66H34ZM39 68L42 69V66L39 67ZM48 68H49V67H48ZM76 68H77V66H76ZM84 68H85V67H84ZM134 68H135V67H134ZM138 68H139V67H138ZM142 68H143V67H142ZM186 68H187V67H186ZM252 68H253V67H252ZM263 68H264V67H263ZM10 69H11V68H10ZM41 69H40V71H41ZM50 69H51V68H50ZM82 69H83V68H82ZM90 69H91V68H90ZM139 69H140V68H139ZM172 69H173V68H172ZM174 69H175V68H174ZM206 69H207V68H206ZM206 69H205V70H206ZM223 69H224V67H223ZM260 69H261V67H260ZM3 70H4V69H3ZM42 70H43V69H42ZM45 70H47V69H45ZM48 70H49V69H48ZM124 70H125V69H124ZM225 70H227V69H225ZM228 70H229V69H228ZM254 70H255V69H254ZM254 70H253V71H254ZM0 71H1V70H0ZM17 71H19V70H17ZM28 71H30V70H28ZM49 71H50V70H49ZM52 71H53V70H52ZM56 71H57V70H56ZM75 71H76V70H75ZM84 71H85V69H84ZM195 71H196V70H195ZM234 71H235V70H234ZM245 71H246V70H245ZM258 71H259V70H258ZM21 72H22V71H21ZM36 72H37V71H36ZM42 72H43V71H42ZM111 72H112V71H111ZM129 72H130V71H129ZM214 72H215V71H214ZM254 72H255V71H254ZM256 72H257V71H256ZM260 72H261V71H259V73H260ZM26 73H27V72H26ZM37 73H38V72H37ZM50 73H51V72H50ZM53 73H54V72H53ZM62 73H63V72H62ZM92 73H93V72H92ZM92 73H91V74H92ZM114 73H115V72H114ZM184 73H185V72H184ZM184 73H183V74H184ZM216 73H220V72H216ZM240 73H242V72H240ZM240 73H238V74L240 75ZM1 74H3V73L1 72ZM10 74H11V72H10ZM12 74H13V73H12ZM32 74L34 75V72H33ZM43 74H44V73H43ZM68 74H70V72H69ZM68 74H67V78L69 77ZM102 74H103V73H102ZM132 74H133V73H132ZM181 74H182V73H181ZM192 74H193V73H192ZM192 74H191V75H192ZM230 74H231V73H230ZM243 74H244V73H243ZM254 74H256V73H254ZM5 75H6V74H5ZM8 75H9V74H8ZM41 75H42V74H41ZM53 75H54V74H53ZM53 75H51V76H53ZM59 75H60V74H59ZM73 75H74V74H73ZM77 75L79 76V74H77ZM80 75H81V74H80ZM94 75H95V74H94ZM108 75H109V74H108ZM127 75H129V73H128ZM135 75H136V74H135ZM151 75H153V74H151ZM163 75H164V74H163ZM177 75H178V74H177ZM185 75H186V74H185ZM211 75H212V74H211ZM258 75H261V74H258ZM0 76H1V75H0ZM15 76H16V74H15ZM42 76H44V75H42ZM42 76H41V77H42ZM47 76H49V75H47ZM55 76H56V75H55ZM55 76H54V77H55ZM71 76H72V75H71ZM83 76H84V74H83ZM83 76H82V78H83ZM103 76H104V75H103ZM103 76H102V77H103ZM105 76H106V75H105ZM125 76H126V75H125ZM144 76H145V75H144ZM193 76H194V75H193ZM208 76H210V72H209V75H208ZM214 76H215V75H214ZM235 76H236V75H235ZM256 76H257V74H256ZM8 77H10V76H8ZM13 77H14V74H13ZM18 77H19V76H18ZM39 77H40V75H39ZM39 77H38V78H39ZM41 77H40V78H41ZM64 77H65V79H66V75H64ZM74 77H76V75H75ZM74 77H73V78H74ZM85 77H86V76H85ZM97 77H98V76H97ZM102 77H101V80H99V81H102V79H103ZM109 77H110V76H109ZM150 77H151V76H150ZM150 77H149V78H150ZM165 77H166V76H165ZM212 77H213V76H212ZM215 77H216V76H215ZM227 77H228V76H227ZM247 77H248V76H247ZM247 77H246V78H247ZM253 77H255V76L253 75ZM258 77H259V76H258ZM2 78H4V76L1 77V80H3ZM25 78H26V77H24V79H25ZM34 78H35V77H34ZM43 78H44V80H45L46 77H43ZM57 78H59V77H57ZM77 78H78V77H77ZM153 78H154V77H153ZM186 78H187V77H186ZM186 78H185V79H186ZM195 78H196V77H195ZM200 78H202V77H200ZM237 78H238V77H237ZM246 78H245V79H246ZM251 78H252V77H251ZM9 79H10V78H9ZM9 79H8V80H9ZM16 79H17V78H16ZM46 79H47V78H46ZM50 79L52 80L51 77H50ZM55 79H56V77H55ZM69 79H70V78H69ZM74 79H75V78H74ZM128 79H129V78H128ZM208 79H209V78H208ZM213 79H214V78H213ZM216 79H217V78H216ZM249 79H250V78H249ZM262 79H263V78H262ZM12 80H14V78H12ZM38 80H39V79H38ZM57 80H58V79H57ZM156 80H157V79H156ZM170 80H172V79H170ZM253 80H255V78H254ZM256 80H257V79H256ZM260 80H261V79H260ZM10 81H11V80H10ZM22 81H23V80H22ZM46 81H48V80H46ZM52 81H53V80H52ZM62 81H63V80H62ZM104 81H105V80H104ZM145 81H146V80H145ZM203 81H205V80H203ZM218 81H219V80H218ZM251 81H252V80H251ZM5 82H6V81H5ZM20 82H21V81H20ZM48 82H50V81H48ZM72 82H75V81L72 80ZM77 82H78V81H77ZM79 82H80V81H79ZM90 82H92V81H90ZM90 82L88 81V84H89ZM132 82H133V81H132ZM156 82H157V81H156ZM167 82H168V81H167ZM167 82H166V83H167ZM201 82H202V81H201ZM248 82H249V81H248ZM262 82H263V81H262ZM262 82H261V83H262ZM22 83H23V82H22ZM34 83H35V82H34ZM45 83H46V82H45ZM57 83H58V82H57ZM59 83H60V81H59ZM63 83H64V82H63ZM117 83H118V82H117ZM145 83H146V82H145ZM178 83H179V82H178ZM217 83H218V82H217ZM253 83H254V82H253ZM255 83H256V82H255ZM255 83H254V84H255ZM258 83H259V82H258ZM258 83H257V84H258ZM14 84H15V83H14ZM17 84H18V83H17ZM41 84H42V82H41ZM43 84H44V83H43ZM53 84H55V83H53ZM61 84H62V83H61ZM69 84H70V83H69ZM95 84H96V83H95ZM98 84H99V83H98ZM139 84H140V83H139ZM154 84H155V83H154ZM175 84H176V82H175ZM181 84H182V83H181ZM211 84H212V83H211ZM2 85H3V84H2ZM4 85H5V84H4ZM18 85H19V84H18ZM45 85H46V84H44V86H45ZM47 85H48V84H47ZM76 85H77V84H76ZM79 85H80V84H79ZM79 85H77L78 88H79ZM140 85H142V84H140ZM164 85H165V84H164ZM195 85H196V84H195ZM204 85H205V84H204ZM217 85H218V84H217ZM241 85H243V84L241 83ZM14 86H15V85H14ZM19 86H20V85H19ZM19 86H18V87H19ZM35 86H36V85H35ZM63 86H64V85H63ZM80 86H81V85H80ZM94 86H95V85H94ZM150 86H151V85H150ZM171 86H172V85H171ZM205 86H206V85H205ZM212 86H214V85L212 84ZM243 86H244V85H243ZM261 86L263 87V85H261ZM8 87H9V86H7V88H8ZM38 87H39V86H38ZM45 87H46V86H45ZM45 87H44V88H45ZM49 87H50V84H49ZM66 87H67V86H66ZM68 87H69V85H68ZM82 87H83V86H82ZM91 87H92V86H91ZM161 87H162V86H161ZM208 87H209V86H208ZM0 88H3V89H4V87H0ZM7 88H6V89H7ZM16 88H17V86H16ZM141 88H142V87H141ZM143 88H144V87H143ZM155 88H157V87H155ZM167 88H168V87H167ZM178 88H179V87H178ZM248 88H249V87H248ZM10 89H11V88H10ZM37 89H38V88H37ZM40 89L42 90L43 88H40ZM65 89H66V88H65ZM72 89H73V88H72ZM76 89H77V87H76ZM99 89H100V88H99ZM109 89H110V88H109ZM138 89H139V88H138ZM171 89H172V88H171ZM171 89H169L170 92H171ZM174 89H175V88H174ZM197 89H199V88H197ZM201 89H202V88H201ZM216 89H217V88H216ZM226 89H227V88H226ZM234 89H235V88H234ZM240 89H241V88H240ZM263 89H264V87H263ZM45 90H49V89L47 88V89H45ZM81 90H82V89H81ZM91 90H92V89H91ZM91 90H90V91H91ZM155 90H156V89H155ZM159 90H160V89H159ZM164 90H165V89H164ZM176 90H178V89H176ZM237 90H238V89H237ZM246 90H247V89H246ZM250 90H251V89H250ZM256 90H257V89H256ZM32 91H33V90H32ZM32 91H31V92H32ZM42 91H43V90H42ZM78 91H79V90H78ZM220 91H221V90H220ZM220 91H219V92H220ZM261 91H262V90H261ZM261 91H260V92H261ZM263 91H264V90H263ZM16 92H17V91H16ZM40 92H41V91H40ZM73 92H74V91H73ZM160 92H162V90L159 91V92H157V93H160ZM163 92H164V91H163ZM174 92H176V91H174ZM195 92H196V91H195ZM199 92H200V91H199ZM233 92H234V91H233ZM249 92H250V91H249ZM257 92H258V91H257ZM14 93H15V92H14ZM25 93H27V92H25ZM34 93H35V92H34ZM37 93H38V92L36 91L35 95H36ZM52 93H54V92H52ZM71 93H72V91H71ZM80 93H81V92H80ZM111 93H112V92H111ZM179 93H180V91H179ZM45 94H46V93H45ZM45 94H44V95H45ZM84 94H85V93H84ZM109 94H110V92H109ZM172 94H173V93H172ZM176 94H177V93H176ZM183 94H184V93H183ZM195 94H196V93H195ZM256 94H257V93H256ZM5 95H6V94H5ZM7 95H9V94H7ZM11 95H12V94H11ZM15 95H16V94H15ZM112 95H113V94H112ZM167 95H168V94H167ZM180 95H181V94H180ZM189 95H190V94H189ZM192 95H193V94H192ZM198 95H199V94H198ZM202 95H203V94H202ZM224 95H225V94H224ZM224 95H223V96H224ZM246 95H247V94H246ZM29 96H30V95H29ZM67 96H68V95H67ZM75 96H77V95H74V98H76ZM145 96H146V95H145ZM176 96H178V95H176ZM182 96H183V95H182ZM195 96H196V95H195ZM205 96H206V95H205ZM209 96H210V95H209ZM31 97H32V96H31ZM39 97H40V96H39ZM39 97H38V98H39ZM42 97H43V96H42ZM64 97H65V96H64ZM83 97H84V96H83ZM86 97H87V96H86ZM104 97H105V96H104ZM158 97H159V95H158ZM158 97H157V98H158ZM253 97H254V96H253ZM44 98H45V97H44ZM74 98H73V99H74ZM77 98H79V97H77ZM114 98H115V97H114ZM133 98H134V97H133ZM146 98H147V97H146ZM146 98H145V99H146ZM163 98H165V97H163ZM172 98H173V97H172ZM182 98H183V97H182ZM182 98H181V99H182ZM188 98H189V97H188ZM204 98H205V97H204ZM222 98H223V97H222ZM16 99H17V97H16ZM16 99H15V100H16ZM30 99H31V98H30ZM47 99H48V98H47ZM47 99H46L44 102H46ZM62 99H63V98H62ZM83 99H84V98H83ZM99 99H100V98H99ZM134 99H135V98H134ZM145 99H144V100H145ZM147 99H148V98H147ZM159 99H160V98H159ZM185 99H186V98H185ZM218 99H219V98H218ZM241 99H242V98H241ZM255 99H256V98H255ZM258 99H259V98H258ZM27 100H28V99H27ZM68 100H69V99H68ZM91 100H92V99H91ZM141 100H142V99H141ZM196 100H197V99H196ZM207 100H209V99H207ZM212 100H213V99H212ZM222 100H223V99H222ZM242 100H243V99H242ZM245 100H246V99H245ZM69 101H70V100H69ZM100 101H101V100H100ZM104 101H105V100H104ZM131 101H132V100H131ZM131 101H128V102H131ZM167 101H168V100H167ZM171 101H172V100H171ZM175 101H176V100H175ZM214 101H215V100H214ZM246 101H247V100H246ZM252 101H253V100H252ZM18 102H19V101H18ZM25 102H26V101H25ZM38 102H39V101H38ZM38 102H37V103H38ZM42 102H43V100H42ZM98 102H99V101H98ZM150 102H151V101H150ZM155 102H156V100H155ZM159 102H160V101H159ZM231 102H232V101H231ZM244 102H245V101H244ZM31 103H32V102H31ZM40 103H41V102H40ZM46 103H47V102H46ZM50 103H51V102H50ZM50 103H49V104H50ZM61 103H62V102H61ZM106 103H107V102H106ZM119 103H120V102H119ZM164 103H166V102H164ZM168 103H169V102H168ZM170 103H171V102H170ZM179 103H181V102H179ZM186 103H187V102H186ZM189 103H190V102H189ZM199 103H200V102H199ZM201 103H202V102H201ZM218 103H219V102H218ZM225 103H226V102H225ZM234 103H235V102H234ZM262 103H263V102H262ZM28 104H29V103H28ZM72 104H73V103H72ZM95 104H96V103H95ZM114 104H115V103H114ZM122 104H123V103H122ZM148 104H149V103H148ZM31 105H32V104H31ZM39 105H40V104H39ZM42 105H43V104H42ZM75 105H76V104H75ZM78 105H79V104H78ZM78 105H76V106H78ZM140 105H141V104H140ZM140 105H139V106H140ZM151 105H152V104H151ZM154 105H155V104H154ZM154 105H153V106H154ZM156 105H157V104H156ZM180 105H181V104H180ZM199 105H200V104H199ZM213 105H214V104H213ZM221 105H222V104H221ZM221 105H220V106H221ZM232 105H233V104H232ZM251 105H252V104H251ZM258 105H259V104H258ZM22 106H23V105H22ZM24 106H25V105H24ZM40 106H41V105H40ZM51 106H52V105H51ZM91 106H92V105H91ZM128 106H130V105H128ZM134 106H135V105H134ZM164 106H167V105L165 104ZM206 106H207V105H206ZM215 106H216V105H215ZM217 106H218V105H217ZM25 107H27V106H25ZM33 107H34V106H33ZM36 107H37V106H36ZM70 107H71V106H70ZM70 107H69V108H70ZM80 107H81V105H80ZM118 107H119V106H118ZM149 107H150V106H149ZM157 107H158V105H157ZM253 107H254V106H252L251 108H253ZM260 107H261V106H260ZM260 107H259V108H260ZM11 108H12V107H11ZM23 108H24V107H23ZM31 108H32V107H31ZM65 108H66V107H65ZM67 108H68V107H67ZM74 108H75V106H74ZM94 108H95V107H94ZM102 108H103V107H102ZM129 108H130V107H129ZM135 108H137V107H135ZM155 108H156V107H155ZM168 108H169V107H168ZM210 108H211V107H210ZM216 108H217V107H216ZM227 108H228V107H227ZM231 108H232V107H231ZM71 109H72V108H71ZM81 109H82V108H81ZM90 109H91V108H90ZM98 109H99V108H98ZM146 109H147V108H146ZM157 109H159V108H157ZM165 109H166V108H165ZM177 109H178V108H177ZM183 109H184V108H183ZM183 109H182V110H183ZM185 109H186V107H185ZM188 109H189V108H188ZM205 109H206V108H205ZM218 109H219V108H218ZM247 109H249V108H245V111H246ZM261 109H262V108H261ZM7 110H8V109H7ZM13 110H15V109H13ZM26 110H27V109H26ZM29 110H30V108H29ZM35 110H36V109H35ZM37 110H38V108H37ZM117 110H118V109H117ZM133 110H134V109H133ZM136 110H137V109H136ZM180 110H181V109H180ZM193 110H194V109H193ZM208 110H209V109H208ZM208 110H207V111H208ZM10 111H11V109H10ZM15 111H18V110H15ZM27 111H28V110H27ZM51 111H52V110H51ZM87 111H88V110H87ZM87 111H86V112H87ZM166 111H167V110H166ZM183 111H185V110H183ZM211 111H212V110H211ZM215 111H216V110H215ZM220 111H221V110H220ZM220 111H219V112H220ZM241 111H242V110H241ZM243 111H244V110H243ZM249 111H250V110H249ZM256 111H259V110H256ZM35 112H36V111H35ZM158 112H159V111H158ZM196 112H197V111H196ZM202 112H203V111H202ZM205 112H206V111H205ZM262 112H263V111H262ZM11 113H12V112H11ZM20 113H21V112H20ZM29 113H30V112H29ZM39 113H40V112H39ZM61 113H62V112H61ZM92 113H93V111H92ZM108 113H109V112H108ZM126 113H127V111H126ZM132 113H133V112H132ZM142 113H143V112H142ZM156 113H157V112H156ZM169 113H170V112H169ZM198 113H199V112H198ZM220 113H221V112H220ZM224 113H225V112H224ZM243 113H244V112H243ZM247 113H248V111H247ZM251 113H252V112H251ZM5 114H6V113H5ZM9 114H10V113H9ZM16 114H18V113H16ZM64 114H65V113H64ZM121 114H122V113H121ZM167 114H168V112H167ZM171 114H172V113H171ZM171 114H170V115H171ZM200 114H203V113L200 112ZM255 114H256V113H255ZM262 114H263V113H262ZM7 115H8V114H7ZM27 115H28V114H27ZM29 115H30V114H29ZM53 115H54V113H53ZM53 115H52V116H53ZM67 115H68V114H67ZM107 115H108V114H107ZM111 115H112V114H111ZM137 115H138V114H137ZM139 115H140V114H139ZM142 115H145V114H142ZM168 115H169V114H168ZM168 115H167V116H168ZM190 115H191V114H190ZM216 115H217V114H216ZM247 115H248V114H247ZM11 116H12V115H11ZM11 116H10V117H11ZM24 116H25V115H24ZM30 116H31V115H30ZM32 116H34V115H32ZM55 116H56V115H55ZM89 116H90V115H89ZM115 116H116V115H115ZM148 116H149V115H148ZM156 116H157V115H156ZM203 116H204V115H203ZM208 116H210V115H208ZM225 116H226V115H225ZM248 116H249V115H248ZM7 117H8V116H7ZM99 117H100V116H99ZM105 117H106V115L104 114L103 118H105ZM126 117H127V116H126ZM135 117H136V116H135ZM145 117H146V116H145ZM177 117H178V116H177ZM214 117H215V116H214ZM3 118H4V117H3ZM38 118H39V117H38ZM100 118H101V117H100ZM108 118H109V116H108ZM121 118H122V117H121ZM225 118H226V117H225ZM7 119H8V118H7ZM17 119H18V118H17ZM52 119H53V118H52ZM90 119H92V118H90ZM97 119H98V118H97ZM118 119H119V118H118ZM118 119H117V120H118ZM123 119H124V117H123ZM123 119H122V120H123ZM134 119H135V118H134ZM148 119H149V118H148ZM164 119H165V116H164ZM179 119H180V117H179ZM208 119H209V118H208ZM216 119H218V117H217ZM20 120H21V119H20ZM32 120L34 121V118H33ZM92 120H93V119H92ZM117 120H115V121H117ZM126 120H127V119H126ZM126 120H125V121H126ZM140 120H141V119H140ZM170 120H171V119H170ZM185 120H186V119H185ZM187 120H188V119H187ZM220 120H221V119H220ZM9 121H10V120H9ZM26 121H27V120H26ZM47 121H48V120H47ZM57 121H58V119H57ZM80 121H81V120H80ZM96 121H97V120H96ZM113 121H114V120H113ZM125 121H124V122H125ZM142 121H143V120H142ZM146 121H147V120H146ZM176 121H177V120H176ZM183 121H184V120H183ZM213 121H214V120H213ZM224 121H225V120H224ZM229 121H230V120H229ZM16 122H17V121H16ZM37 122H38V121H37ZM105 122H106V121H105ZM118 122H119V121H118ZM144 122H145V121H144ZM177 122H178V121H177ZM177 122H175V123H177ZM207 122H208V121H207ZM226 122H227V121H226ZM233 122H234V121H233ZM257 122H258V121H257ZM18 123H19V122H18ZM63 123H64V122H63ZM78 123H79V122H78ZM80 123H81V122H80ZM98 123H99V122H98ZM110 123H111V122H110ZM121 123H122V122H121ZM159 123H160V122H159ZM185 123H186V122H185ZM215 123H216V121H215ZM224 123H225V122H224ZM227 123H228V122H227ZM0 124H1V123H0ZM14 124H15V123H13V125H14ZM25 124H26V123H25ZM32 124H33V123H32ZM36 124H37V123H36ZM36 124H35V125H36ZM83 124H85V122H84ZM115 124H117V123H115ZM153 124H154V123H153ZM192 124H193V123H192ZM205 124H206V123H205ZM216 124H217V123H216ZM18 125L20 126V124H18ZM22 125H23V124H22ZM65 125H66V124H65ZM76 125H77V123H76ZM76 125H75V126H76ZM92 125H93V124H92ZM94 125H95V124H94ZM112 125H113V124H112ZM147 125H148V124H147ZM162 125H163V124H162ZM178 125H179V124H178ZM194 125H195V124H194ZM196 125H197V124H196ZM262 125H263V124H262ZM262 125H261V126H262ZM11 126H12V125H11ZM59 126H60V123H59ZM72 126H73V125H72ZM79 126H80V125H79ZM110 126H111V125H110ZM110 126H109V127H110ZM113 126H114V125H113ZM192 126H193V125H192ZM255 126H256V128L258 127V125H255ZM261 126H260V127H261ZM31 127H32V126H31ZM69 127H70V126H69ZM107 127H108V126H107ZM139 127H140V126H139ZM146 127H147V126H146ZM156 127H157V126H156ZM158 127H159V126H158ZM167 127H168V126H167ZM174 127H175V126H174ZM186 127H187V126H186ZM190 127H191V126H190ZM260 127H259V129H260ZM11 128H12V127H11ZM25 128H26V127H25ZM54 128H55V127H54ZM54 128H53V129H54ZM76 128H78V127H76ZM98 128H99V127H98ZM119 128H120V127H119ZM160 128H161V127H159V129H160ZM175 128H176V127H175ZM177 128H179V127H177ZM183 128H184V127H183ZM196 128H197V127H196ZM196 128H195V129H196ZM206 128H208V127H206ZM216 128H217V127H216ZM234 128H235V127H234ZM256 128H255V129H256ZM27 129H28V128H26V130H27ZM70 129H71V128H70ZM70 129H69V130H70ZM103 129H104V128H103ZM117 129H118V128H117ZM147 129H148V128H147ZM147 129H146V130H147ZM173 129H174V128H173ZM188 129H189V128H188ZM191 129H192V128H191ZM212 129H213V128H212ZM225 129H226V128H225ZM229 129H230V128H229ZM242 129H243V127H242ZM253 129H254V128H253ZM255 129H254V130H255ZM259 129H258V130H259ZM13 130H15V129H13ZM20 130H21V128H20ZM24 130H25V129H24ZM88 130H89V129H88ZM95 130H96V129H95ZM106 130H107V128H106ZM112 130H114V129H112ZM122 130H123V129H122ZM122 130H121V131H122ZM146 130H145V132H146ZM207 130H208V129H207ZM231 130H232V129H231ZM247 130H248V129H247ZM261 130H262V129H261ZM93 131H94V130H93ZM183 131H184V130H183ZM212 131H213V130H212ZM228 131H229V130H228ZM251 131H252V130H251ZM256 131H257V130H256ZM21 132H22V131H21ZM28 132L31 133L30 131H28ZM35 132H36V131H35ZM61 132H63V131H61ZM80 132H81V131H80ZM102 132H103V131H102ZM141 132H142V131H141ZM171 132H172V131H171ZM180 132H181V131H179V133H180ZM200 132H201V131H200ZM243 132H244V131H243ZM247 132H248V131H247ZM249 132H250V131H249ZM249 132H248V133H249ZM29 133H28V134H29ZM59 133H60V132H59ZM87 133H88V132H87ZM111 133H112V132H111ZM115 133H116V132H115ZM160 133H161V132H160ZM165 133H166V132H165ZM167 133H168V132H167ZM167 133H166V134H167ZM181 133H182V132H181ZM184 133H185V132H184ZM188 133H189V132H188ZM244 133H245V132H244ZM254 133H255V132H254ZM257 133H258V131H257ZM260 133H261V131L259 132V135H260ZM262 133L264 134V132H262ZM35 134H36V133H35ZM52 134H53V133H52ZM71 134H72V132H71ZM89 134H90V132H89ZM171 134H172V133H171ZM220 134H222V133H220ZM250 134H252V137L254 136V135H253V131H252V133L250 132ZM0 135H1V134H0ZM100 135H101V134H100ZM100 135H99V136H100ZM113 135H114V134H113ZM121 135H122V134H121ZM121 135H120V136H121ZM123 135L125 136V134H123ZM160 135H161V134H160ZM175 135H176V134H175ZM199 135H200V134H199ZM248 135H249V134H248ZM257 135H258V134H257ZM261 135H262V134H261ZM2 136H3V135H2ZM62 136H63V135H62ZM62 136H61V137H62ZM90 136H91V135H90ZM110 136H111V135H110ZM133 136H134V135H133ZM133 136H132V137H133ZM139 136H140V135H139ZM147 136H148V135H147ZM156 136H158V134H157ZM217 136H218V135H217ZM225 136H226V135H225ZM238 136H239V135H238ZM240 136H241V135H240ZM0 137H1V136H0ZM46 137H47V136H46ZM56 137H57V135H56ZM68 137H69V135H68ZM71 137H72V136H71ZM111 137H112V136H111ZM115 137H116V135H115ZM130 137H131V136H130ZM141 137H142V136H141ZM141 137H140V138H141ZM144 137H145V136H144ZM144 137H143V138H144ZM160 137H161V136H160ZM162 137H163V136H162ZM174 137H175V136H174ZM200 137H203V136L201 135ZM209 137H210V136H209ZM209 137H208V138H209ZM242 137H243V136H242ZM247 137H248V136H247ZM255 137H256V136H255ZM262 137H263V136H262ZM22 138H23V137H22ZM52 138H53V137H52ZM95 138H96V137H95ZM136 138H137V137H135V139H136ZM149 138H150V137H149ZM178 138H179V137H178ZM198 138H199V137H198ZM225 138H227V137H225ZM248 138H250V137H248ZM259 138H261V137L259 136ZM67 139H68V138H67ZM73 139H74V138H73ZM96 139H97V138H96ZM118 139H119V138H118ZM120 139H121V138H120ZM127 139H128V138H127ZM132 139H134V138H132ZM145 139H146V138H145ZM158 139H159V138H158ZM219 139H220V138H219ZM227 139H228V138H227ZM30 140H31V138H30ZM61 140H62V139H61ZM87 140H89V138H88ZM189 140H190V139H189ZM207 140H208V139H207ZM237 140H238V139H237ZM243 140H244V139H243ZM248 140H249V139H248ZM251 140H253V139H251ZM257 140H258V138H257ZM259 140H260V139H259ZM259 140H258V142L255 143L256 145L258 144L257 146H259V144H263V143H264V142L259 143V142H260ZM261 140H262V139H261ZM263 140H264V137H263ZM50 141H51V139H50ZM84 141H85V140H84ZM94 141H95V140H94ZM135 141H136V140H135ZM140 141H141V140H140ZM201 141H202V140H201ZM205 141H206V139H205ZM209 141H210V140H209ZM224 141H225V140H224ZM230 141H231V140H230ZM55 142H56V141H55ZM184 142H185V141H184ZM198 142H199V141H198ZM207 142H208V141H207ZM241 142H244V141H241ZM245 142H246V141H245ZM252 142H253V141H252ZM25 143H26V142H25ZM90 143H91V142H90ZM114 143H115V142H114ZM129 143H130V142H129ZM168 143H170V142H168ZM168 143H167V144H168ZM171 143H172V141H171ZM33 144H34V143H33ZM73 144H74V143H73ZM106 144H107V143H106ZM111 144H112V143H111ZM122 144H123V143H122ZM165 144H166V143H165ZM182 144H183V143H182ZM182 144H181V145H182ZM185 144H186V143H185ZM196 144H197V143H196ZM202 144H203V143H202ZM211 144H212V143H211ZM226 144H227V143H226ZM241 144H242V143H241ZM241 144H240V145H241ZM0 145H1V144H0ZM39 145H40V144H39ZM95 145H96V144H95ZM117 145H118V144H117ZM125 145H126V144H125ZM179 145H180V144H179ZM183 145H184V144H183ZM187 145H189V144H187ZM191 145H192V144H191ZM191 145H190V146H191ZM236 145H239V144H236ZM253 145H254V144H253ZM62 146H63V145H62ZM76 146H77V145H76ZM79 146H81V145H79ZM83 146H84V145H83ZM113 146H114V145H113ZM127 146H128V145H127ZM132 146H133V145H132ZM170 146H171V145H170ZM199 146H200V145H199ZM257 146H256V147H257ZM260 146H261V145H260ZM263 146H264V145H263ZM52 147H53V146H52ZM104 147H105V145H104ZM107 147H108V146H107ZM107 147H105V148H107ZM188 147H189V146H188ZM197 147H198V146H197ZM231 147H232V146H230V148H231ZM246 147H247V146H246ZM252 147H253V146H252ZM252 147H251V148H252ZM73 148H74V147H73ZM193 148H194V147H193ZM193 148H192V149H193ZM232 148H233V147H232ZM251 148L249 147V148L247 149V152L251 151V150H252ZM253 148H255V147H253ZM38 149H39V148H38ZM40 149H41V148H40ZM40 149H39V150H40ZM58 149H59V148H58ZM111 149H112V148H111ZM119 149H120V148H119ZM130 149H131V148H130ZM148 149H149V148H148ZM148 149H147V150H148ZM153 149H154V148H153ZM184 149H185V148H184ZM188 149H189V148H188ZM196 149H197V148H196ZM200 149H201V148H200ZM238 149H239V148H238ZM238 149H237V150H238ZM250 149H251V150H250ZM48 150H49V149H48ZM48 150H47V152H48ZM83 150H84V148H83ZM109 150H110V149H109ZM122 150H123V149H122ZM122 150H121V151H122ZM151 150H152V149H151ZM155 150H156V149H155ZM155 150H153V151H155ZM189 150H190V149H189ZM202 150H203V149H202ZM237 150H236V151H237ZM241 150H244V148H242ZM248 150H249V151H248ZM34 151H35V150H34ZM34 151H33V152H34ZM45 151H46V150H45ZM56 151H57V150H56ZM63 151H64V150H63ZM80 151H81V150H80ZM129 151H130V150H129ZM133 151H134V150H133ZM196 151H197V150H196ZM253 151H254V150H253ZM253 151H252V152H253ZM35 152H36V151H35ZM41 152H42V151H41ZM73 152H74V151H73ZM96 152H97V151H96ZM168 152H169V151H168ZM168 152H167V153H168ZM193 152H194V151H193ZM198 152H199V150H198ZM247 152H244V154L247 153ZM263 152H264V149H263ZM263 152H262V153H263ZM28 153H29V152H28ZM50 153H51V152H50ZM117 153H118V152H117ZM138 153H139V152H138ZM208 153H209V152H208ZM242 153H243V152H242ZM255 153H256V150L254 151L253 154H255ZM260 153H261V152H259V154H258L259 157H258V155H257V159H258V158H261V157H260ZM52 154H53V153H52ZM122 154H123V153H122ZM139 154H140V153H139ZM144 154H145V153H144ZM170 154H171V153H170ZM193 154H194V153H193ZM234 154H235V153H234ZM253 154L251 153V157H252ZM66 155H67V154H66ZM75 155H76V154H75ZM90 155H91V154H90ZM136 155H138V154L136 153ZM195 155H196V154H195ZM203 155H204V154H203ZM262 155H263V154H261V156H262ZM47 156H48V155H47ZM77 156H78V155H77ZM77 156H76V157H77ZM83 156H84V155H83ZM103 156H104V155H103ZM120 156H121V155H120ZM133 156H134V155H133ZM141 156H142V155H141ZM190 156H191V155H190ZM206 156H207V155H206ZM254 156H255V155H253V157H254ZM48 157H49V156H48ZM53 157H54V156H53ZM66 157H67V156H66ZM73 157H74V156H73ZM76 157H75V158H76ZM78 157H79V156H78ZM107 157H108V156H107ZM136 157H138V156H136ZM150 157H151V156H150ZM150 157H149V158H150ZM153 157H154V155H153ZM198 157H199V156H198ZM55 158H56V157H55ZM63 158H64V157H63ZM91 158H92V157H91ZM126 158H127V156H126ZM174 158H175V157H174ZM177 158H178V157H177ZM194 158H195V157H194ZM202 158H203V157H202ZM242 158H243V157H241V159H242ZM244 158H245V157H244ZM246 158H247V157H246ZM246 158H245V159H246ZM255 158H256V157H255ZM58 159H59V158H58ZM71 159H72V158H71ZM87 159H89V158H87ZM107 159H108V158H107ZM119 159H121V158H119ZM136 159H137V158H136ZM146 159H147V158H146ZM179 159L181 160V158H179ZM204 159H205V158H204ZM204 159H203V160H204ZM237 159H238V158H237ZM248 159H249V158H248ZM257 159H256V160H257ZM262 159H264L263 156H262ZM262 159H261V160H262ZM15 160H16V159H15ZM52 160H53V159H52ZM82 160H83V159H82ZM96 160H97V159H96ZM103 160H104V159H103ZM111 160H112V159H111ZM123 160H124V159H123ZM159 160H160V159H159ZM163 160H164V159H163ZM235 160H236V159H235ZM250 160H251V159H250ZM254 160H255V159H254ZM63 161H64V160H63ZM66 161H67V160H66ZM73 161H74V160H73ZM112 161H114V160H112ZM126 161H127V160H126ZM149 161H150V160H149ZM152 161H153V160H152ZM155 161H156V160H155ZM160 161H161V160H160ZM165 161H166V160H165ZM199 161H200V157H199ZM242 161L244 162L245 160L242 159ZM242 161H240L241 164H243ZM257 161H258V160H257ZM263 161H264V160H263ZM28 162H29V161H28ZM70 162L72 163V161H70ZM127 162H128V161H127ZM131 162H132V161H131ZM140 162H141V161H140ZM153 162H154V161H153ZM208 162H209V161H208ZM232 162H233V160H232ZM249 162H250V161H249ZM60 163H61V162H60ZM63 163H64V162H63ZM89 163H90V162H89ZM94 163H95V162H94ZM123 163H124V162H123ZM169 163H170V162H169ZM202 163H203V162H202ZM230 163H231V162H230ZM236 163H237V162H236ZM236 163H233V165L235 164V165L237 166ZM260 163H261V162H259L258 164L261 165ZM262 163H263V162H262ZM43 164H44V163H43ZM51 164H52V163H51ZM72 164H73V163H72ZM72 164H71V165H72ZM135 164H136V163H135ZM151 164H152V163H151ZM163 164H164V161H163ZM163 164H162V165H163ZM180 164H181V163H180ZM197 164H198V162L196 163V165H197ZM244 164H245V162H244ZM250 164H251V163H250ZM254 164H256V163H254ZM75 165H76V164H75ZM84 165H85V164H84ZM89 165H90V164H89ZM142 165H143V164H142ZM148 165H149V164H148ZM152 165H153V164H152ZM171 165H172V163H171ZM227 165H228V164H227ZM227 165H225V166H227ZM252 165H253V164H252ZM252 165H251V168H252ZM91 166H92V164H91ZM91 166H90V167H91ZM138 166H140V165H138ZM198 166H199V165H198ZM225 166H224V167H225ZM228 166H229V165H228ZM228 166H227V167H228ZM238 166H239V165H238ZM241 166H242V165H241ZM243 166H244V165H243ZM245 166H246V165H245ZM52 167H53V166H52ZM55 167H56V166H55ZM67 167H68V166H67ZM73 167H74V166H73ZM93 167H94V166H93ZM97 167H98V166H97ZM143 167H144V166H143ZM161 167H162V166H161ZM164 167H165V166H164ZM167 167H168V166H167ZM169 167H170V166H169ZM175 167H176V166H175ZM196 167H197V166H196ZM227 167H226V168H227ZM230 167H232L231 164H230ZM261 167H262V166H261ZM64 168H65V167H64ZM75 168H76V167H75ZM81 168H82V167H81ZM87 168H89V167H87ZM87 168H86V169H87ZM132 168H133V167H132ZM136 168H137V167H136ZM147 168H148V167L146 166V169H147ZM149 168H150V167H149ZM181 168H182V167H181ZM181 168H180V169H181ZM200 168H201V167H200ZM228 168H229V167H228ZM228 168H227V169H228ZM237 168H238V167H237ZM241 168H242V167H241ZM246 168H247V167H246ZM251 168H249V169H251ZM254 168H255V167H254ZM257 168H258V167H257ZM51 169H52V168H51ZM86 169H85V170H86ZM138 169H139V168H138ZM154 169H155V168H154ZM182 169H183V168H182ZM184 169H185V168H184ZM184 169H183V170H184ZM186 169H187V168H186ZM222 169H223V168H222ZM234 169H235V168H234ZM260 169H261V168H260ZM262 169H263V167H262ZM6 170H7V169H6ZM59 170H60V169H59ZM72 170H74V169H72ZM72 170H71V171H72ZM109 170H110V169H109ZM127 170H128V169H127ZM197 170H198V169H197ZM204 170H205V169H204ZM225 170H226V169H224V171H225ZM229 170H230V169H229ZM231 170H232V168H231ZM231 170H230V171H231ZM244 170H246V169H244ZM244 170H243V171H244ZM41 171H42V170H41ZM43 171H44V170H43ZM96 171H98V170H96ZM102 171H103V170H102ZM102 171H101V172H102ZM143 171H144V170H143ZM178 171H179V170H178ZM220 171H221V169H220ZM226 171H227V170H226ZM247 171H248V170H247ZM247 171H246L245 174H247ZM87 172H88V171H87ZM108 172H109V171H108ZM114 172H115V171H114ZM123 172H124V171H123ZM123 172H122V173H123ZM133 172H134V171H133ZM144 172H145V171H144ZM199 172H200V171H199ZM201 172H202V171H201ZM208 172H209V169H208ZM215 172H217V171H215ZM222 172H223V171H222ZM227 172H228V171H227ZM238 172H239V171H238ZM240 172H241V171H240ZM244 172H245V171H244ZM248 172H249V171H248ZM251 172H252V171H251ZM255 172H256V171H254V174H255ZM261 172H262V171H261ZM78 173H79V172H78ZM116 173H117V172H116ZM156 173H157V172H156ZM164 173H165V172H164ZM181 173H183V172H181ZM197 173H198V171H197ZM197 173H196V174H197ZM202 173L204 174V172H202ZM209 173H210V172H209ZM217 173H218V172H217ZM223 173H224V175H225V172H223ZM232 173H234V172H232ZM258 173H259V172H258ZM41 174H42V173H41ZM82 174H83V173H82ZM127 174H128V173H127ZM130 174H131V173H130ZM153 174H154V173H153ZM166 174H168V173H166ZM189 174H190V173H189ZM189 174H188V175H189ZM191 174H192V173H191ZM191 174H190V175H191ZM203 174H202V175H203ZM211 174H212V172H211ZM218 174H220V173H218ZM240 174H241V173H240ZM242 174H243V173H242ZM252 174H253V173H252ZM252 174H251V175H252ZM259 174L262 175V173H259ZM263 174H264V173H263ZM102 175H103V173H102ZM125 175H126V174H125ZM125 175H124V176H125ZM172 175H173V174H171V176H172ZM188 175H187V176H188ZM215 175H217V174H215ZM229 175H230V174H229ZM243 175H244V174H243ZM57 176H58V175H57ZM60 176H61V174H60ZM73 176H74V175H73ZM118 176H119V175H118ZM130 176H131V175H130ZM134 176H135V175H134ZM139 176H140V175H139ZM168 176H170V175H168ZM168 176H167V177H168ZM171 176H170V177H171ZM203 176H204V175H203ZM213 176H214V172H213ZM245 176H246V175H245ZM249 176H250V175H249ZM257 176H258V175H257ZM33 177H34V175H33ZM86 177H87V176H86ZM86 177H83V179L86 178ZM115 177H116V176H115ZM208 177H209V176H208ZM254 177H255V176H254ZM260 177H261V176H260ZM260 177H259V178H260ZM55 178H56V177H55ZM57 178H58V177H57ZM64 178H65V177H64ZM122 178H123V177H122ZM135 178H136V177H135ZM165 178H166V176H165ZM168 178H169V177H168ZM214 178H215V177H214ZM217 178H218V177H217ZM240 178H241V177H240ZM244 178H245V177H244ZM27 179H28V178H27ZM34 179H35V178H34ZM112 179H114V177H113ZM131 179H132V178H131ZM131 179H130V180H131ZM151 179H152V178H151ZM257 179H258V177H257ZM114 180H115V179H114ZM136 180H137V178H136ZM143 180H144V179H143ZM146 180H147V179H146ZM148 180H149V179H148ZM160 180H161V178H160ZM163 180H164V179H163ZM163 180H162V181H163ZM169 180H170V179H169ZM176 180H177V179H176ZM185 180H186V179H185ZM185 180H184V181H185ZM190 180H191V179H190ZM221 180H223V179H221ZM228 180H229V179H228ZM245 180H246V179H245ZM252 180H253V179H252ZM255 180H256V177H255ZM258 180H259V179H258ZM27 181H28V180H27ZM153 181H154V180H153ZM153 181H151V182L153 183ZM155 181H156V180H155ZM193 181H194V180H193ZM207 181H208V180H207ZM224 181H225V180H224ZM242 181H243V180H241V182H242ZM256 181H257V180H256ZM260 181H261V179H260ZM112 182H113V181H112ZM127 182H128V181H127ZM130 182H131V181H130ZM165 182H166V181H165ZM169 182H170V181H169ZM189 182H190V181H189ZM195 182H196V181H195ZM222 182H223V181H221V183H222ZM233 182H234V180H233ZM238 182H239V181H238ZM238 182H236V183H238ZM244 182H245V181H244ZM247 182H248V181H247ZM261 182H262V181H261ZM35 183H36V182H35ZM89 183H90V182H89ZM91 183H92V181H91ZM98 183H99V182H98ZM149 183H150V182H149ZM149 183H148V184H149ZM161 183H162V182H161ZM161 183H160V184H161ZM227 183H228V182H227ZM227 183H223V184H227ZM252 183H253V181H252ZM252 183H251V184H252ZM36 184H37V183H36ZM63 184H64V183H63ZM115 184H117V182H116ZM121 184H122V183H121ZM150 184H151V183H150ZM158 184H159V183H158ZM165 184H166V183H165ZM175 184H176V183H175ZM180 184H181V183H180ZM206 184H208V183H206ZM209 184H210V183H209ZM241 184H242V183H241ZM243 184H246V183H243ZM251 184H250V185H251ZM29 185H33V184H29ZM67 185H70V184H67ZM96 185H97V184H96ZM178 185H179V184H178ZM235 185H237V184L234 183V186H235ZM26 186H27V184H26ZM101 186H102V185H101ZM188 186H189V185H188ZM217 186H218V185H217ZM221 186H222V185H221ZM229 186H231V184H230ZM234 186H233V187H234ZM238 186H241L240 183H239V185H237L236 187H238ZM71 187H74V186H71ZM92 187H93V186H92ZM99 187H100V186H99ZM110 187H111V186H110ZM119 187H120V185H119ZM119 187H118V188H119ZM133 187H134V186H133ZM139 187H140V186H139ZM169 187H170V186H169ZM189 187H190V186H189ZM236 187H235V188H236ZM242 187H244V186L242 185ZM81 188H82V187H81ZM81 188H80V189H81ZM122 188H123V187H122ZM126 188H127V187H126ZM137 188H138V187H137ZM145 188H147V187H145ZM150 188H151V187H150ZM160 188H161V187H160ZM176 188H177V187H176ZM220 188H221V187H220ZM231 188H232V187H231ZM240 188H241V187H240ZM248 188H249V187H248ZM77 189H78V188H77ZM91 189H92V188H91ZM141 189H142V188H141ZM153 189H154V187H153ZM164 189H165V186H164ZM164 189H163V192H164ZM203 189H204V188H203ZM213 189H214V188H213ZM222 189H224V188H222ZM232 189H233V188H232ZM249 189H250V188H249ZM17 190H18V189H17ZM74 190H75V189H74ZM134 190H135V189H134ZM179 190H180V189H179ZM220 190H221V189H220ZM220 190H219V192H220ZM235 190H236V189H235ZM237 190H238V188H237ZM240 190H242V188H241ZM262 190H263V189H262ZM262 190H261V191H262ZM15 191H16V190H14V192H15ZM22 191H23V190H22ZM86 191H87V190H86ZM93 191H94V190H93ZM93 191H92V192L90 191V192L93 193ZM108 191H109V189H108ZM112 191H113V190H112ZM128 191H130V190H128ZM132 191H133V190H132ZM176 191H177V190H176ZM228 191H229V190H228ZM243 191H244V188H243ZM249 191L251 192V193H250V198H251V196H252V195H251V194H252V191H251V190H248V192H249ZM254 191H255V190H254ZM110 192H111V191H110ZM116 192H117V191H116ZM119 192H120V191H119ZM133 192H134V191H133ZM135 192H136V191H135ZM177 192H178V191H177ZM205 192H206V191H205ZM237 192L239 193V191H237ZM237 192H236V193H237ZM248 192H247V194H248ZM121 193H122V191H121ZM125 193H126V192H125ZM128 193H129V192H128ZM128 193H127V194H128ZM147 193H148V192H147ZM189 193H190V192H189ZM238 193H237L236 195H238ZM263 193H264V192H263ZM263 193H262V195L259 194V195L261 196V198H258V196H256V197L258 198L257 201L259 200L260 204H261V203L264 204V198L262 197V196H263ZM81 194H82V193H81ZM102 194H103V192H102ZM123 194H124V193H123ZM127 194H126V195H127ZM202 194H203V193H202ZM219 194H220V193H219ZM255 194H256V193H255ZM24 195H25V194H24ZM61 195H62V194H61ZM87 195H88V194H87ZM90 195H91V194H90ZM94 195H95V194H94ZM105 195H108V194L106 193ZM113 195H114V194H113ZM124 195H125V194H124ZM126 195H125V196H126ZM143 195H144V194H143ZM159 195H160V194H159ZM159 195H158V196H159ZM174 195H175V194H174ZM205 195H206V194H205ZM241 195H243V193H242ZM256 195H257V194H256ZM0 196H1V194H0ZM25 196H26V195H25ZM32 196H33V195H32ZM121 196H122V195H121ZM217 196H218V193H217ZM217 196H216V197H217ZM223 196H226V195H223ZM232 196H233V195H232ZM238 196H240V194H239ZM20 197H21V196H20ZM91 197H93V196H91ZM116 197H117V196H116ZM129 197H131V196H129ZM149 197H150V196H149ZM160 197H161V196H160ZM170 197H171V195H170ZM194 197H195V196H194ZM201 197H202V196H201ZM209 197H210V196H209ZM226 197H227V196H226ZM243 197H244V195H243ZM246 197H247V195H246ZM248 197H249V196H248ZM254 197H255V195H254ZM82 198H83V197H82ZM106 198H107V197H106ZM114 198H115V197H114ZM125 198H126V197H125ZM125 198H123L122 200H125ZM144 198H145V197H144ZM186 198H187V197H186ZM196 198H197V196H196ZM196 198H195V199H196ZM202 198H204V197H202ZM211 198H212V197H211ZM240 198H241V197H240ZM244 198H245V197H244ZM252 198H253V196H252ZM26 199H27V198H26ZM54 199H55V198H54ZM57 199H58V197H57ZM78 199H79V198H78ZM86 199H87V198H86ZM132 199H133V198H132ZM137 199H138V198H137ZM140 199H141V198L139 197V200H140ZM171 199H172V198H171ZM187 199H188V198H187ZM198 199H200V198H198ZM198 199H197V200H198ZM212 199H213V198H212ZM230 199H231V197H230ZM232 199H235V198H232ZM247 199H249V198H247ZM260 199H261V200H260ZM262 199H263V200H262ZM8 200H9V199H8ZM24 200H25V199H24ZM55 200H56V199H55ZM82 200H83V199H82ZM95 200H97V199H95ZM134 200H135V199H134ZM188 200H189V199H188ZM190 200H191V199H190ZM201 200H202V199H201ZM206 200H207V198H206ZM228 200H229V198H228ZM228 200H227V201H228ZM244 200H245V199H244ZM249 200L251 201V199H249ZM249 200H248V201H249ZM252 200H253V199H252ZM73 201H74V200H73ZM92 201H93V200H92ZM145 201H146V200H145ZM155 201H156V200H155ZM162 201H163V200H162ZM211 201H212V200H211ZM211 201H210V203H211ZM237 201H239V200H237ZM237 201H236V202H237ZM253 201H254V200H253ZM261 201H262V202H261ZM70 202H71V201H70ZM89 202H90V201H89ZM97 202H99V201H97ZM133 202H136V200L133 201ZM146 202H147V201H146ZM160 202H161V201H160ZM172 202H173V201H172ZM179 202H180V201H179ZM191 202H194V201H191ZM228 202H229V201H228ZM231 202H232V201H231ZM239 202H240V201H239ZM254 202H256V198H255V201H254ZM5 203H6V202H5ZM74 203H75V202H74ZM86 203H87V202H86ZM90 203H91V202H90ZM90 203H89V204H90ZM108 203H109V202H108ZM131 203H132V202H131ZM131 203H130V204H131ZM144 203H145V202H144ZM154 203H155V202H154ZM163 203H164V202H163ZM229 203H230V202H229ZM229 203H228V204H229ZM256 203H257V202H256ZM111 204H112V203H111ZM113 204H114V202H113ZM159 204H160V203H159ZM161 204H162V203H161ZM206 204H207V203H206ZM245 204H247V203H245ZM250 204H251V205H250ZM250 204H249V205L252 206V203H250ZM253 204H254V203H253ZM260 204H259V206H260ZM101 205H102V204H101ZM114 205H115V204H114ZM168 205H169V204H168ZM181 205H182V204H181ZM192 205H194V204H192ZM220 205H221V204H220ZM230 205H231V203H230ZM234 205H235V203H234ZM247 205H248V204H247ZM247 205H246V207H248ZM257 205H258V204H257ZM20 206H21V205H20ZM83 206H84V205H83ZM110 206H112V205H110ZM126 206H127V205H126ZM204 206H205V205H204ZM212 206H213V204H212ZM231 206H232V205H231ZM255 206H256V204L254 205V207H255ZM7 207H9V206H7ZM21 207H22V206H21ZM129 207H130V206H129ZM161 207H162V206H161ZM172 207H173V206H172ZM172 207H171V208H172ZM185 207H186V206H185ZM228 207H229V206H228ZM228 207H227V208H228ZM246 207H245V208H246ZM254 207H253V208H254ZM257 207H258V206H257ZM257 207H256V208H257ZM261 207H262V204H261ZM4 208H5V207H4ZM69 208H71V207L69 206ZM92 208H93V207H92ZM112 208H113V206H112ZM145 208H146V207H145ZM206 208H208V207H205V209H206ZM227 208H226V209H227ZM229 208H230V207H229ZM256 208H254V209H256ZM263 208H264V205H263ZM263 208H262V209H263ZM59 209H60V208H59ZM63 209H64V208H63ZM78 209H79V208H78ZM87 209H88V208H87ZM141 209H142V208H141ZM148 209H149V207H148ZM151 209L153 210L154 208H151ZM160 209H161V208H160ZM166 209H169V207L166 208ZM188 209H189V208H188ZM208 209H209V208H208ZM208 209H207V210H208ZM246 209H248V208H246ZM249 209H250V207H249ZM260 209H261V208H260ZM260 209H258V211H259ZM262 209H261V210H262ZM43 210H44V209H43ZM131 210H132V209H131ZM131 210H130V211H131ZM138 210H139V209H138ZM145 210H146V209H145ZM158 210H159V209H158ZM164 210H165V209H164ZM196 210H197V209H196ZM198 210H199V209H198ZM230 210H231V209H230ZM58 211H59V210H58ZM110 211H111V210H110ZM119 211H120V210H119ZM125 211H127V210H125ZM143 211H144V210H143ZM149 211H150V210H149ZM180 211H181V210H180ZM224 211H225V210H224ZM240 211H241V209H240ZM59 212H60V211H59ZM64 212H66V211H64ZM155 212H156V211H155ZM178 212H179V209H178ZM196 212H197V211H196ZM198 212H199V211H198ZM207 212H208V211H207ZM212 212H213V210H212ZM225 212H227V210H226ZM241 212H242V211H241ZM262 212H264V211H262ZM49 213H50V212H49ZM138 213H139V212H138ZM210 213H211V212H210ZM213 213H215V212H213ZM222 213H223V212H222ZM246 213H247V212H246ZM248 213H249V212H248ZM4 214H5V213H4ZM56 214H57V213H56ZM67 214H68V213H67ZM117 214H118V213H117ZM128 214H129V213H128ZM146 214H147V213H146ZM151 214H153V213H151ZM154 214H155V213H154ZM157 214H158V213H157ZM176 214H177V213H176ZM197 214H198V213H197ZM223 214H224V213H223ZM255 214L258 215V213H255ZM7 215H8V214H7ZM9 215H10V214H9ZM16 215H17V214H16ZM16 215H15V216H16ZM86 215H89V214H86ZM86 215H85V216H86ZM90 215H92V214H90ZM95 215H96V214H95ZM111 215H112V214H111ZM182 215H183V214H182ZM182 215H181V216H182ZM185 215H186V214H185ZM188 215H189V214H187V216H188ZM193 215H194V214H193ZM231 215H232V213H231ZM238 215H239V214H238ZM241 215H242V214H241ZM243 215H244V214H243ZM247 215L250 216L251 214H247ZM247 215H246V216H247ZM261 215H262V214H261ZM261 215H260V217H262ZM76 216H77V215H76ZM112 216H113V215H112ZM131 216H132V215H131ZM134 216H135V215H134ZM165 216H166V215H165ZM195 216H196V215H195ZM213 216H216V215H213ZM219 216H221V214H219ZM219 216H217V217L220 218ZM227 216H228V215H227ZM233 216H234V215H233ZM233 216H232V218H233ZM244 216H245V215H244ZM249 216H248V217H249ZM258 216H259V215H258ZM77 217H78V216H77ZM99 217H100V215H99ZM102 217H103V216H102ZM102 217H101V218H102ZM116 217H117V215H116ZM154 217H155V216H154ZM200 217H201V216H200ZM217 217H216V219H217ZM224 217H225V216H224ZM230 217H231V216H230ZM235 217H236V216H235ZM240 217H241V216H240ZM252 217H253V216H252ZM4 218H5V217H4ZM4 218H3V219H4ZM69 218H70V217H69ZM96 218H97V217H96ZM118 218H119V217H118ZM127 218H128V216H127ZM159 218H160V217H159ZM171 218H172V216H171ZM182 218H185V217H182ZM193 218H194V217H193ZM243 218H244V217H243ZM245 218H247V217H245ZM250 218H251V217H250ZM254 218H255V217H254ZM65 219H66V218H65ZM86 219H87V218H86ZM89 219H90V218H89ZM94 219H95V218H94ZM94 219H93V220H94ZM106 219H107V218H106ZM121 219H122V218H121ZM144 219L147 220L146 218H144ZM151 219H153V218H151ZM151 219H148V220H151ZM175 219H176V218H175ZM189 219H190V218H189ZM213 219H214V218H213ZM229 219H230V218H229ZM252 219H253V218H252ZM257 219H258V218H257ZM259 219H260V218H259ZM23 220H24V219H23ZM25 220H26V219H25ZM57 220H58V219H57ZM66 220H67V219H66ZM78 220H79V219H78ZM114 220H115V219H114ZM160 220H161V218H160ZM165 220H166V219H165ZM171 220H172V219H171ZM177 220H178V219H177ZM177 220H176V221H177ZM190 220H191V219H190ZM205 220H206V219H205ZM211 220H212V219H211ZM211 220H210V221H211ZM245 220L248 221V220H250V219H248V220L245 219ZM18 221H19V220H18ZM21 221H22V220H21ZM95 221H96V220H95ZM110 221H111V220H110ZM215 221H216V220H215ZM215 221H214V222H215ZM242 221H243V220H242ZM9 222H10V221H9ZM16 222H17V220H16ZM16 222H15V223H16ZM53 222H54V221H53ZM75 222H76V221H75ZM96 222H97V221H96ZM100 222H101V220H100ZM106 222H107V221H106ZM152 222H153V221H152ZM154 222H156V221H154ZM173 222H174V221H173ZM212 222H213V221H212ZM226 222H227V221H226ZM228 222H229V221H228ZM260 222H261V221H260ZM67 223H70V222H67ZM109 223H110V222H109ZM112 223H113V222H112ZM116 223H117V222H116ZM149 223H150V222H149ZM158 223H159V222H158ZM187 223H188V222H187ZM242 223H243V222H242ZM248 223L250 224L249 221H248ZM248 223H247V224H248ZM47 224H48V223H47ZM54 224H55V223H54ZM100 224H101V223H100ZM141 224H142V223H141ZM153 224H154V223H153ZM172 224H173V223H172ZM172 224H171V225H172ZM182 224H184V222H183ZM244 224H245V222H244ZM247 224H246V225H247ZM258 224H260V223H258ZM22 225H23V224H22ZM22 225H21V226H22ZM32 225H33V224H32ZM39 225H40V224H39ZM41 225H42V224H41ZM59 225H60V224H59ZM111 225H112V224H111ZM115 225H116V224H115ZM161 225H162V224H161ZM165 225H166V224H165ZM196 225H197V224H196ZM196 225H195V226H196ZM216 225H217V224H216ZM218 225H219V224H218ZM229 225H230V224H229ZM229 225H227V226H229ZM235 225H236V224H235ZM261 225H262V224H261ZM9 226H10V225H9ZM11 226H12V225H11ZM49 226H50V225H49ZM49 226H48V227H49ZM93 226H94V225H93ZM101 226H102V225H101ZM117 226H118V225H117ZM117 226H116V227H117ZM141 226H142V225H141ZM157 226H159V224H158ZM167 226H168V225H167ZM169 226H170V224H169ZM180 226H181V225H180ZM180 226H179V229L182 228V227L180 228ZM188 226H189V225H188ZM190 226H191V225H190ZM192 226L194 227L193 224H192ZM198 226H199V225H198ZM219 226H220V225H219ZM242 226H243V225H242ZM250 226H251V225H250ZM252 226H253V225H252ZM262 226H263V225H262ZM43 227H44V226H43ZM68 227H69V226H68ZM72 227H73V226H72ZM116 227H115V228H116ZM142 227H143V226H142ZM170 227H171V226H170ZM186 227H187V226H186ZM196 227H197V226H196ZM200 227H201V226H200ZM232 227H233V226H232ZM245 227H247V226H245ZM24 228H25V227H24ZM82 228H83V227H82ZM188 228H189V227H188ZM220 228H223V227H220ZM256 228H257V227H256ZM5 229H6V228H5ZM5 229H4V230H5ZM32 229H33V228H32ZM63 229H64V228H63ZM80 229H81V228H80ZM102 229H103V228H102ZM116 229H117V228H116ZM141 229H142V228H141ZM157 229H158V228H157ZM191 229L193 230V229H195V228H191ZM196 229H197V228H196ZM245 229H246V228H245ZM248 229H249V228H248ZM4 230H3V231H4ZM14 230H15V229H14ZM53 230H54V229H53ZM114 230H115V229H114ZM137 230L139 231L140 229L138 228ZM145 230H146V229H145ZM158 230H159V229H158ZM184 230H185V229H183V231H184ZM186 230H188V229L186 228ZM199 230L202 231L203 229H202V230L199 229ZM219 230H220V229H219ZM228 230H229V229H228ZM240 230H241V229H240ZM242 230H243V228H242ZM25 231H26V230H25ZM40 231H41V230H40ZM143 231H144V230H143ZM149 231H151V230H149ZM153 231H155V230H153ZM208 231H209V230H208ZM225 231H226V230H225ZM230 231H231V230H230ZM257 231H258V230H257ZM10 232H11V231H10ZM26 232H27V231H26ZM32 232H33V231H32ZM45 232H46V231H45ZM62 232H63V231H62ZM117 232H118V231H117ZM134 232H135V231H134ZM159 232H160V230H159ZM174 232H175V231H174ZM177 232H178V231H177ZM179 232H180V231H179ZM181 232H182V231H181ZM181 232H180V233H181ZM189 232H190V231L188 230V233H189ZM191 232H192V231H191ZM193 232H194V231H193ZM203 232H204V230H203ZM231 232H233V231H231ZM252 232H253V231H252ZM263 232H264V231H263ZM28 233H30V232H28ZM43 233H44V232H43ZM47 233H48V232H47ZM79 233H80V232H79ZM155 233H156V232H155ZM160 233H161V232H160ZM195 233H196V231H195ZM204 233H206V231H205ZM208 233H209V232H208ZM228 233H229V231H228ZM234 233H235V232H234ZM245 233H247V232H245ZM250 233H251V232H250ZM24 234H25V233H24ZM41 234H42V233H41ZM125 234H126V233H125ZM149 234H151V233H149ZM174 234H175V233H174ZM174 234H173V235H174ZM177 234H178V233H177ZM183 234H184V233H183ZM193 234H194V233H193ZM219 234H220V232H219ZM232 234H233V233H231V235H232ZM25 235H27V233H26ZM158 235H159V234H158ZM170 235H172V234H170ZM187 235H188V234H187ZM187 235H186V237H188ZM190 235H191V234H190ZM210 235H213V234H210ZM216 235H218V234H216ZM216 235H215V236H216ZM236 235H237V234H236ZM31 236H32V235H31ZM73 236H74V235H73ZM118 236H121V235H118ZM126 236H127V235H126ZM141 236H142V235H141ZM154 236H155V235H154ZM164 236H165V235H164ZM168 236H169V235H168ZM182 236H183V235H182ZM197 236H198V235H197ZM215 236H214V237H215ZM41 237H42V236H41ZM45 237H46V236H45ZM60 237H61V236H60ZM77 237H78V236H77ZM152 237H153V236H152ZM152 237H151V238H152ZM155 237H156V236H155ZM158 237H159V236H158ZM165 237H166V236H165ZM170 237H171V236H170ZM172 237H173V236H172ZM172 237H171V238H172ZM179 237H180V235L178 236V238H179ZM200 237H202V236H200ZM230 237H231V236H230ZM238 237H239V236H238ZM257 237H258V235L256 236V239H257ZM43 238H44V237H43ZM61 238H63V237H61ZM149 238H150V237H149ZM176 238H177V236H176ZM181 238H182V237H181ZM216 238H217V237H216ZM225 238H226V236H225ZM228 238H229V237H228ZM239 238H241V237H239ZM14 239H15V238H13V240H14ZM18 239H19V237H18ZM23 239H24V238H23ZM134 239H135V237H134ZM159 239H160V238H159ZM161 239H162V238H161ZM172 239L175 240V238H172ZM172 239H171V240H172ZM179 239H180V238H179ZM182 239H183V238H182ZM186 239H187V238H186ZM186 239H185V240H186ZM195 239H196V234H195ZM230 239H231V238H230ZM28 240H29V239H28ZM49 240H50V239H49ZM49 240H48V241H49ZM52 240H53V239H52ZM55 240H56V239H55ZM61 240H62V239H61ZM61 240H60V241H61ZM70 240H72V239H70ZM147 240H148V239H147ZM197 240H198V239H197ZM197 240H196V241H197ZM203 240H204V239H203ZM237 240H238V239H237ZM245 240H246V239H245ZM245 240L243 239V241H245ZM45 241H46V240H45ZM144 241H145V240H144ZM163 241H164V240H163ZM169 241H170V240H169ZM187 241H188V240H187ZM210 241H211V240H210ZM247 241H248V239H247ZM251 241L253 242V240H251ZM263 241H264V240H263ZM15 242H16V241H15ZM19 242H20V241H19ZM32 242H33V241H32ZM39 242H40V241H39ZM46 242H47V241H46ZM51 242H52V241H51ZM53 242H54V241H53ZM150 242H151V241H150ZM160 242H161V241H160ZM189 242H190V241H189ZM20 243H21V242H20ZM27 243H28V242H27ZM35 243H36V242H35ZM60 243H61V242H60ZM69 243H70V242H68L67 244H69ZM139 243H140V242H139ZM145 243H146V242H145ZM180 243H182V242H180ZM180 243H179V244H180ZM202 243H203V242H202ZM210 243H211V242H210ZM17 244H18V243H17ZM24 244H25V243H24ZM39 244H42V243H39ZM52 244H53V243H52ZM65 244H66V243H65ZM93 244H94V243H93ZM95 244H96V243H95ZM101 244H102V243H101ZM109 244H110V243H109ZM148 244H149V243H148ZM177 244H178V243H177ZM177 244H176V245H177ZM208 244H209V243H208ZM208 244H207V245H208ZM20 245H21V244H20ZM29 245H30V244H29ZM60 245H61V244H60ZM82 245H83V244H82ZM170 245H171V244H170ZM173 245H174V244H173ZM184 245H185V244H184ZM243 245H244V242H243ZM25 246H26V245H25ZM25 246H24V247H25ZM77 246H80V245L77 244ZM102 246H103V245H102ZM105 246H106V245H105ZM139 246H140V245H139ZM211 246H212V245H211ZM211 246H210V247H211ZM227 246H228V245H227ZM39 247H40V245H39ZM68 247H69V246H68ZM74 247H75V246H74ZM95 247H96V246H95ZM100 247H101V246H100ZM126 247H127V246H126ZM126 247L124 248L125 250H127ZM154 247H155V246H154ZM170 247H171V246H170ZM216 247H217V246H216ZM219 247H220V246H219ZM236 247H237V246H236ZM28 248H29V247H28ZM66 248H67V247H66ZM72 248H73V247H72ZM75 248H76V247H75ZM77 248H78V247H77ZM82 248H83V246H82ZM118 248H119V247H118ZM140 248H141V247H140ZM166 248H167V247H166ZM193 248H196V247H193ZM206 248H207V247H206ZM78 249H79V248H78ZM132 249H133V248H132ZM136 249H137V248H136ZM184 249H185V248H184ZM39 250H40V249H39ZM42 250H43V249H42ZM75 250H77V249H75ZM104 250H105V249H104ZM169 250H170V249H169ZM192 250H193V249H192ZM196 250H198V249H195V251H196ZM202 250H204V249H202ZM215 250H216V249H215ZM220 250H221V249H220ZM238 250H241V249H238ZM14 251H15V250H14ZM34 251H37V250H34ZM112 251H113V250H112ZM118 251H119V250H118ZM127 251H128V250H127ZM183 251H184V250H183ZM218 251H219V250H218ZM256 251H257V250H256ZM262 251H263V250H262ZM39 252H40V251H39ZM110 252H111V251H110ZM113 252H114V251H113ZM125 252H126V251H125ZM125 252H124V253H125ZM128 252H129V251H128ZM144 252H145V250H144ZM147 252H148V251H147ZM152 252H153V251H152ZM156 252H157V251H156ZM202 252H203V251H202ZM210 252H211V251H210ZM213 252H214V250H213ZM27 253H28V252H27ZM27 253H26V254H27ZM60 253H61V252H60ZM137 253H138V251H137ZM160 253H161V252H160ZM166 253H167V252H166ZM176 253H177V252H176ZM176 253H174V254H176ZM181 253H182V252H181ZM193 253H194V252H193ZM196 253H198V251H197ZM196 253H195V254H196ZM218 253H219V252H218ZM226 253H227V252H226ZM229 253H230V252H229ZM254 253H255V252H254ZM263 253H264V252H263ZM40 254H42V253H39L38 255H40ZM74 254H75V253H74ZM117 254H118V252H117ZM134 254H135V253H134ZM161 254H162V253H161ZM161 254H160V255H161ZM182 254H184V253H182ZM205 254L207 255L206 252H205ZM210 254H211V253H210ZM246 254H248V253H246ZM260 254H261V253H260ZM33 255H34V254H33ZM33 255H32V256H33ZM69 255H70V254H69ZM69 255H68L67 257H69ZM75 255H76V254H75ZM106 255H110V254H106ZM118 255H119V254H118ZM130 255H131V254H130ZM135 255H136V254H135ZM170 255H171V254H170ZM177 255H179V253H178ZM180 255H181V254H180ZM192 255H193V254H192ZM199 255H200V254H199ZM217 255H218V254H217ZM225 255H227V254H225ZM231 255H232V254H231ZM238 255H239V254H238ZM240 255H241V253H240ZM240 255H239V256H240ZM244 255H245V252H244ZM253 255H254V254H253ZM63 256H64V255H63ZM121 256H123V255H121ZM128 256H129V255H128ZM162 256H163V255H162ZM164 256H165V255H164ZM164 256H163V257H164ZM181 256H182V255H181ZM196 256H198V255H196ZM196 256H195V258H196ZM211 256H212V255H211ZM219 256H220V255H219ZM227 256H228V255H227ZM260 256H262V255H260ZM28 257H29V256H28ZM33 257H34V256H33ZM41 257H42V256H41ZM45 257H46V256H45ZM59 257H60V256H59ZM75 257H76V256H75ZM156 257H157V256H156ZM158 257H160V256H158ZM165 257H166V256H165ZM184 257H185V256H183V258H184ZM193 257H194V256H193ZM206 257H207V256H206ZM246 257H247V256H246ZM248 257H250V256H248ZM248 257H247V259H248ZM22 258H23V257H22ZM65 258H66V256H65ZM119 258H120V257H119ZM130 258H132V257H130ZM172 258H174V257L172 256ZM178 258H179V257H178ZM178 258H177V259H178ZM216 258H217V257H216ZM230 258H231V257H230ZM242 258H244V257H242ZM255 258H258L257 255H256ZM259 258H260V257H259ZM261 258H263V257H261ZM261 258H260V259H261ZM134 259H135V256H134ZM137 259H138V258H137ZM146 259H147V258H146ZM169 259H171V258H169ZM177 259L175 260L176 262L178 261ZM180 259H181V258H180ZM193 259H194V258H193ZM199 259H201V258H199ZM209 259H210V258H209ZM220 259H221V258H220ZM220 259H219V260H220ZM233 259H234V258H233ZM39 260H40V259H39ZM67 260H68V259H67ZM72 260H73V259H72ZM139 260H140V259H139ZM139 260H138V262H139ZM153 260H154V258H153ZM165 260H166V259H165ZM211 260H212V259H211ZM221 260H222V259H221ZM237 260H238V259H237ZM263 260H264V259H262L261 261H263ZM56 261H57V260H56ZM56 261H55V262H56ZM63 261H64V259H63ZM147 261H148V260H147ZM173 261H174V260H173ZM198 261H199V260H198ZM205 261H206V260H205ZM208 261H210V260H208ZM222 261H223V260H222ZM228 261H229V260H228ZM230 261H231V259H230ZM244 261H245V260H244ZM249 261H250V259L247 260L248 264H249ZM255 261H256V260H255ZM258 261H259V259H258ZM258 261H257V262H258ZM149 262H150V261H149ZM169 262H170V261H169ZM176 262H175V264H176ZM186 262H188V261L186 260ZM186 262H185V264H186ZM210 262H211V261H210ZM212 262H213V261H212ZM226 262H227V261H226ZM56 263H58V262H56ZM162 263H163V262H160V264H162ZM167 263H168V260H167L166 264H167ZM172 263H174V262H172ZM208 263H209V262H208ZM215 263H216V262H215ZM223 263H224V262H223ZM241 263H243V262H241ZM251 263H252V262H250V264H251ZM254 263H256V262H253L252 264H254ZM94 264H95V263H94ZM151 264H152V263H151ZM153 264H154V263H153ZM157 264H159V262H158ZM164 264H165V263H164ZM168 264H169V263H168ZM170 264H171V263H170ZM177 264H178V263H177ZM194 264H196V263H194ZM197 264H198V262H197ZM211 264H212V263H211ZM221 264H222V263H221ZM226 264H227V263H226ZM231 264H233V263H231ZM245 264H246V263H245Z\"/></svg>", "mask_w": 264, "mask_h": 264}]
</instances>
